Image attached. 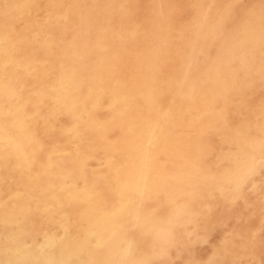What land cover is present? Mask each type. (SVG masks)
<instances>
[{
  "label": "rangeland",
  "instance_id": "1",
  "mask_svg": "<svg viewBox=\"0 0 264 264\" xmlns=\"http://www.w3.org/2000/svg\"><path fill=\"white\" fill-rule=\"evenodd\" d=\"M71 1H72V3H71ZM105 1L106 0H77V3H76V0H74V1L73 0H67V2H66V0H50V1L49 0H46V1L45 0H0V51H1L0 69H2V70H0V96H1L0 97V111H1L0 123L4 124V125L7 124L8 121L11 120V117L13 116L14 112H18L19 115H22L21 118L23 119L25 135L27 137L30 136L31 140L33 141L32 142L33 150L32 149L28 150L26 147H23L22 145L21 146L15 145L12 142L11 144L5 146L3 149L4 151H3V150H1L3 146L0 145V187H1L0 188V220L3 217V215L8 212L9 208L11 206H14V205L26 207L27 212L31 216L29 219L30 221L24 220V221L19 222L18 225H13V226H9V227L2 225L1 233H0V248L14 245L17 248H19L20 250H25L22 248L23 247L28 248L31 246L34 247L35 246L34 243L38 239L34 238L31 233H27L28 232L27 229H29L31 227V228L37 229V230H41L44 228L56 230V229H58L59 225L67 224V225H69V229L67 232H65L66 234L64 233L65 235H62L61 237H59L53 245L49 246L47 251L45 252V254L43 256H41V257L33 256L32 258L30 257V260H28V262H29L28 264H42V263L43 264H71V263H73V264H180L179 262H181V264H207V263L208 264H221V263L222 264H264V198H263L264 197V113H263L264 108L262 107V106H264V100H263L264 99V94H263L264 93V88H263L264 87V19H263L264 18V0H253V1L252 0H249V1L248 0H227V1L226 0H220V1H218V0H193V1H191V0H187V1L186 0H182V1L181 0L180 1L179 0H171V1L170 0H157V1L156 0H116V1L115 0H107L106 2ZM133 1L137 2L138 4L133 3ZM148 1H149V3H148ZM166 1H168V2L166 3ZM231 1H232V3H231ZM57 2L61 3L62 6H60L61 4H58ZM113 2L114 3L117 2L116 3L117 5L114 4ZM174 2H176V3H174ZM221 2H222V4H221ZM248 2L249 3L251 2V3L249 4ZM38 3H39V5L37 6ZM164 3H166V4H164ZM216 3L218 5H215ZM246 3H248L249 5ZM134 4H136V5H134ZM145 4H147V5H145ZM157 4H159V6ZM170 4L172 6L173 5L175 6V4H177L176 5L177 7L176 6L172 7V6H170ZM254 4H256V5L254 6ZM71 5H73V6L71 7ZM143 5H144V7H143ZM152 5H153V7H152ZM101 6H103V7H101ZM128 6H130V7H128ZM232 6L234 7V9H231V8H233ZM59 7L61 8V10H59L60 9ZM63 7L65 9L64 11H62ZM70 7H71V10L69 9ZM80 7L84 8V9H81ZM85 7H87V8H85ZM135 7L137 8V10L135 9ZM213 7L214 8L216 7V9H214ZM219 7H220V9H218ZM67 8H68L69 12H68ZM75 8H77V9H75ZM78 8H80V9H78ZM94 8L98 11V14ZM128 8H130V9H128ZM174 8L175 9L177 8L176 11ZM74 9L76 10V12L74 11ZM150 9H153L155 12L153 10H150ZM157 9H159V10H157ZM164 9H165V11H164ZM224 9H225V11H224ZM51 10H53V11H51ZM82 10H84V11L82 12ZM90 10H91V12H90ZM181 10H182V12H181ZM213 10H214V12H213ZM56 11H58V12H56ZM137 11H139L140 13L138 14ZM144 11H146L145 14H144ZM186 11H188V13H186ZM193 11H195V12H193ZM235 11H237V12H235ZM241 11L242 12L244 11L243 15H242ZM252 11H254V12H252ZM86 12H88V13H86ZM141 12H143V15H145V16H146V13L148 12L147 15L148 14L149 15L146 17H143V15L141 16ZM220 12H222V13H220ZM85 13H86V15H85ZM92 13L93 14L96 13V14L93 15ZM70 14H72L73 16L72 15L70 16ZM82 14L84 17H82ZM181 14L184 16L182 17ZM237 14L240 16V18H239V16H237ZM253 14H254V16H253ZM257 14H259L261 17H259V15H257ZM44 15H46V16H44ZM66 15H68V16H66ZM165 15H167V16L165 17ZM171 15H172V19H175V20H171ZM193 15L195 18L193 17ZM63 16H64V19L62 18ZM74 16H75V18H74ZM77 16H79V17H77ZM94 16H96V17H94ZM133 16H135V17H133ZM217 16L219 17V19ZM56 17H58V18H56ZM126 17H127V19H126ZM188 17L193 19L194 21L193 20L191 21ZM207 17H210V18H207ZM236 17H238V18H236ZM245 17H247V18H245ZM81 18H83V19H81ZM97 18H99L101 21ZM234 18H235V20H234ZM57 19H59L60 22ZM181 19H185V20H181ZM232 19L234 22L232 21ZM237 19H239L240 23ZM76 20H77V23H76ZM144 20H146V21L148 20V21L147 22L145 21L143 23ZM90 21L91 22L93 21V23H90ZM155 21L157 23H155ZM94 22H96V23L94 24ZM190 22H193L195 24L190 23ZM127 23H128V25H127ZM145 23H147V24H145ZM75 24H76V26H75ZM117 24H118V26H117ZM157 24L159 27L155 26ZM159 24H161V25H159ZM164 24H165V27H164ZM55 25H56V27H55ZM85 25L86 26L89 25L90 27L89 26L86 27ZM146 25H147V27H145ZM166 25H167V27H166ZM109 26L110 27L112 26V27L110 28ZM124 26H126L127 28ZM169 26L172 27L173 30ZM18 27H19V29H18ZM107 28L109 31L107 30ZM124 28H126V29H124ZM144 28H146V29H144ZM148 28L150 30H148ZM159 28H161V29H159ZM163 28L165 29V31ZM179 28H180V30H179ZM51 29H53V30H51ZM76 29H78V30H76ZM151 29H152V31H151ZM169 29H171V30L169 31ZM16 30H18V31L20 30L21 32L19 33ZM33 30L37 31V32H34V36L32 35ZM158 30H160V32ZM175 30H177V31H175ZM51 31H52V33H51ZM77 31L79 32V34ZM63 32H65V33H63ZM118 32L119 33L121 32V35ZM164 32H165V34H164ZM186 32H187V35H186ZM30 33H32V34H30ZM97 33H99V34H97ZM126 33H127V35H126ZM17 34H18V36H17ZM29 34L31 36L30 38H28ZM139 34L141 36H144V37L141 38V36ZM182 34H185L186 36L182 35ZM6 35H7V37H6ZM125 35H126V37H124ZM137 35L140 36V37L138 36L139 40L137 38ZM160 35H161V37H163V36L164 37L167 36V37L166 38H164V37L160 38ZM177 35H179V36H177ZM115 36L117 37V39ZM41 37H42V39H41ZM120 37H121V39H120ZM168 37H170L171 39ZM204 37H206V38H204ZM8 38H9V41L11 42L12 45L10 44V42H7ZM34 38H36V41H34L35 40ZM124 38H125V40H124ZM128 38H130V39L128 40ZM134 38H136L135 43L133 41ZM167 38L169 40L166 41L165 39H167ZM175 38L178 40H176ZM200 38H202V39H200ZM6 39H7V41H6ZM16 39H17V41H16ZM40 39H41V41H40ZM102 39H103V41H102ZM112 39H113V41H112ZM143 39H144V41H143ZM204 39H205V41H204ZM219 40H220V42H219ZM19 41H21V43ZM32 41H34V43H32ZM43 41H44V43L41 44ZM97 41H99V42H97ZM129 41H131V42L133 41V42L131 43ZM18 42L20 43L19 48H18ZM27 42L32 43V44L31 43L29 44L30 49H28V43ZM126 42L129 43V46H128V43H126ZM160 42H161V45L163 47L162 46L159 47ZM199 42L201 43V47L199 45L200 44ZM60 43L65 45V47H63L62 44H60ZM100 43H101V45H100ZM181 43H183V44L181 45ZM202 43L204 44V46L202 45ZM6 44H9V45H6ZM67 44L69 45V48H67V46H68ZM93 44H96V46ZM109 44L110 45L112 44V45L110 46ZM166 44H167V46H166ZM213 44H217L218 46L216 45V47H215ZM36 45H37V47H36ZM97 45L99 47H97ZM148 45H149V47L146 48ZM174 45H176L177 48H179V49L177 50L176 46H174ZM10 46H12L14 49ZM120 46H122V47L120 48ZM136 46H138V47H136ZM155 46L158 48H156ZM165 46H166V48H165ZM5 47H6V49H5ZM15 47H16V49H15ZM24 47L26 50L28 49L27 50L28 52H26ZM32 47H34V48H32ZM52 47H53V49H55L54 51H53ZM108 47H110V48H108ZM112 47H114V48L112 49ZM142 47H144V48H142ZM190 47H192V48H190ZM199 47H200V49H198ZM8 48H11V49H9V51H8ZM21 48H23L22 51H21ZM37 48H38V50H37ZM106 48H107V50H106ZM222 49H224V50L222 51ZM3 50H4V52H3ZM10 50H11V53H13L12 55L10 53ZM13 50H15V51H13ZM140 50H141L142 54H141ZM215 50L216 51L218 50L217 52H219V53L215 52ZM114 51H116L115 54H114ZM153 51H156V53ZM171 51H172V53H170ZM193 51H195L194 52L195 54L193 53ZM225 51L227 52L226 53L227 55L225 54ZM17 52H19L18 55H17ZM20 52L21 53L23 52V54H21ZM29 52H32V53H29ZM36 52H39V53H37L38 56H36V54H35ZM111 52H113L112 54L116 55V56L113 57ZM167 53H168V55H167ZM206 53H209V54H206ZM143 54H145V55H143ZM157 54L158 55L161 54L160 56H163V59H162V57L158 56ZM171 54H173V55H171ZM152 55H154V56H152ZM221 55L224 56L223 57V59L225 58L224 60H222ZM4 56L5 57L8 56V57H6V59H5ZM150 56H152V58H150ZM192 56H194V58ZM1 57H3V58H1ZM34 57H37L36 58L38 60L37 62H36V59ZM214 57H215V59L213 60ZM11 58H13V59H11ZM23 58H26L25 61ZM113 58H114V60H112ZM157 58H158V60H156ZM171 58H172V60H171ZM187 58H188V60H187ZM218 58H221L220 59L221 61ZM227 58L228 59L230 58V59L228 60ZM241 58H243V59L241 60ZM7 59H8V61H7ZM10 59L14 60V61H11ZM33 59H35V60H33ZM45 59H46V61H45ZM119 59L121 61H123L125 64H123V62H121ZM145 59L147 61L144 62ZM149 59H150V61H149ZM4 60L6 62H4ZM39 60H41V61H39ZM116 60H117V62H116ZM195 60H198V61H195ZM208 60L211 62V64H209L210 62ZM33 61H34V63H33ZM42 61H45V62H42ZM47 61H49V63ZM57 61L60 63H58ZM140 61L142 62V64H144L142 68H141L142 64L140 63ZM159 61H162V62H159ZM167 61H169V62H167ZM227 61H230V62H228L229 64L227 63ZM243 61L245 64L243 63ZM25 62H26V64H25ZM97 62H100L101 64L97 63ZM6 63H8V64H6ZM139 63L141 65H139ZM153 63H154V65H153ZM36 64L37 65L40 64L39 66H41V67L37 66ZM42 64L43 65L45 64L46 66L45 65L43 66ZM114 64H116V65L118 64V66H116ZM122 64H123L124 68L122 67ZM11 65H12V67H11ZM25 65H26V67H25ZM104 65H105V67H104ZM106 65H108V67H106ZM127 65H129L130 67H128ZM244 65H245V67H244ZM53 66H57V68L53 67ZM147 66H149V67H147ZM151 66H153V67H151ZM210 66H213V67H210ZM5 67H6V69H5ZM27 67H29V68H27ZM31 67L32 68L34 67V69L32 70ZM114 67L116 69H114ZM121 67L123 69H121ZM144 67H146V68H144ZM167 67H168V69H167ZM185 67L187 68V70L184 69ZM208 67H210V68H208ZM233 67L234 68L237 67V68L234 69ZM3 68L5 69L6 72H9V73H6ZM23 68L26 71H24ZM40 68H41V70L42 69H44V70L40 71ZM140 68H141V71L143 70L142 72L140 71ZM151 68H152L153 72H152ZM207 68H208L209 72H207ZM214 68H216V69H214ZM18 69H19V71H18ZM136 69H138L139 71ZM154 69H155V71H154ZM14 70H15V74H14ZM113 70H114V72H113ZM144 70L146 72H144ZM160 70H162V71H160ZM169 70H170V72H169ZM35 71H37V73ZM176 71H177V73H176ZM224 71L225 72L228 71V73H224ZM28 72L31 74L29 75ZM38 72H39V74H38ZM103 72L105 74H103ZM109 72H110V74H109ZM134 72H135V74H134ZM23 73H25V74H23ZM136 73H137V75H136ZM122 74L125 77H122L123 76ZM216 74L218 76H216ZM19 75H20V77H18ZM103 75L106 76V78ZM110 75H111V77H110ZM117 75H119L120 77ZM225 75H226V77H224ZM244 75H245V77H244ZM262 75H263V77H262ZM1 76H3V77H1ZM13 76H15V77H13ZM91 76H93V77H91ZM100 76L104 79H102ZM114 76H116L118 78H116ZM214 76H216V77H214ZM8 77H10V78H8ZM26 77H28L29 79H26ZM30 77L32 78V82L30 80L31 79ZM99 77L102 80L99 79ZM144 77H146V79ZM189 77H190V79H189ZM41 78H42V80H41ZM213 78H214V80H213ZM5 79H7V80H5ZM14 79H16V80H14ZM72 79H74V80H72ZM11 80H12V83H11ZM20 80H21V84H20ZM60 80L61 81L63 80V81L61 82ZM65 80L69 84H67ZM153 80H155V81H153ZM162 80H164L165 82ZM8 81H9V83H8ZM74 81H76L75 84H74ZM122 81L124 82L125 85L122 83ZM125 81L126 82L128 81V83H126ZM241 81L246 82L245 83L246 85H244V83ZM261 81H263V82H261ZM49 82H50V84H48ZM97 82L99 84H97ZM109 82L111 85L109 84ZM221 82H223V84ZM226 82L228 83V85ZM15 83L16 84L18 83L17 84L18 86ZM30 83L31 84L35 83V84L31 85L32 88L30 87ZM70 83H71V85H70ZM150 83H151L152 87H151ZM213 83H214V86H213ZM224 83H226V84H224ZM233 83H235V84H233ZM51 84H53V85H51ZM105 84H107V85H105ZM190 84H191V86H190L191 88L189 87ZM229 84H230V86H229ZM254 84H255V86H254ZM42 85H44V86H42ZM45 85H47V86L45 87ZM49 85H51V86L49 87ZM68 85H70V86H68ZM101 85H103L105 87L102 86V88H101ZM128 85H129V87H128ZM131 85L133 87H131ZM192 85L196 89H193ZM209 85H211V86H209ZM33 86H35V88L38 90L33 88ZM52 86L55 88V90ZM123 86H124V88H123ZM17 87L20 91L17 89ZM20 87L22 88V90ZM25 87H27V88H25ZM28 87L31 89H29ZM69 87H73V89L69 88ZM96 87H98V88H96ZM180 87H181V89H180ZM6 88H8L7 91H6ZM75 88H77L78 91H76L77 89H75ZM150 88H154L155 90L150 89ZM185 88H187V89H185ZM26 89H28V90H26ZM94 89H95V91H94ZM103 89H107L108 91L103 90ZM125 89H126V91H125ZM222 89H223V92H222ZM3 91H5L6 93ZM10 91H13L12 92L13 94L12 93L10 94ZM32 91H33V93H32ZM82 91H83V94H82ZM103 91L105 92V94ZM136 91H137V93H136ZM261 91H262V93H260ZM38 92L42 93L43 95L39 94ZM66 92H68L69 95L68 94L66 95ZM124 92L125 93L127 92V93H126V95L124 94L125 96H122L123 95L122 93H124ZM166 92H167V94H165ZM44 93L46 94V96ZM114 93H116L117 96ZM142 93H143V95H142ZM233 93L235 94V96ZM244 93L246 96L244 95ZM33 94H34V96H33ZM36 94L38 97L35 96ZM97 94L99 95L98 96L99 100L97 98ZM106 94H107V97L105 96ZM144 94H146V95H144ZM179 94L181 95V97H179L180 96ZM10 95H11V97H9ZM31 95L35 98H32ZM62 95H63V99H61ZM80 95H82V97ZM100 95H102V96H100ZM88 96H90V97H88ZM142 96H143V98H142ZM243 96H244V98H243ZM52 97H53V99H51ZM64 97H66V98H64ZM84 97L88 101H85ZM92 97H93V99H92ZM120 97H123V99H121ZM14 98L17 100L15 101ZM27 98H29L30 101L27 100ZM43 98L46 101H44ZM82 98H84L83 99L84 101L82 100ZM94 98H96L97 100L95 99V101H94ZM193 98H194V100H193ZM72 99H74V100H72ZM101 99H103V100H101ZM66 100H68V101H66ZM122 100H125V101H122ZM23 101H25L26 103ZM31 101H32V103H31ZM37 101L39 102L38 104H37ZM72 101H75V102H72ZM97 101L100 102V105L98 104L99 102H97ZM7 102H9V103H7ZM34 102H36V103L34 104ZM64 102L66 103L65 105H64ZM69 102H70V104H69ZM83 102L85 103V105ZM146 102H148V103H146ZM172 102H174V103H172ZM254 102L256 104H254ZM101 103H102V105H101ZM191 103H193V104L190 105ZM199 103H201V104H199ZM229 103H231V105ZM245 103H246V105H245ZM15 104H17L18 106H16ZM24 104L27 108L24 106ZM51 104H53V106ZM73 104H74V106H73ZM217 104H218V106H217ZM20 105L23 107H21ZM37 105H38V107L40 105V107L38 108ZM80 105H82V106H80ZM117 105H119V106H117ZM122 105H124L123 108H122ZM88 106H89V108H88ZM100 106L105 111H103L100 108ZM71 107L73 108L72 110H71ZM246 107H247V110H246ZM256 107H257V109H256ZM56 108L59 111L58 114L57 113L54 114V112H57V110L52 112V110H54ZM155 108H156V110H155ZM33 109H35V110H33ZM89 109H90V111H89ZM124 109H126V110H124ZM145 109L147 112L145 111ZM4 110H5V112H4ZM188 110H189V112H188ZM194 110L196 111V113H194ZM36 111L37 112L39 111V112L37 113ZM116 111H118V112H116ZM45 112L47 115L45 114ZM93 112L94 113L96 112V113L93 114ZM101 112H103V114ZM223 112L225 114H223ZM36 113H37V115H35ZM52 113H53V116H52ZM88 113L89 114L91 113L90 116H88L89 115ZM106 113H108V114L106 115ZM128 113H129V115H128ZM154 114H156V115H154ZM170 114H171V116L174 114L173 115L174 118L171 117ZM259 114H260V116H259ZM31 115L32 116L34 115L33 116L34 118ZM96 115H98V116H96ZM249 115L251 118L249 117ZM51 116H52V118H51ZM114 116H115V118H114ZM240 116L242 118H240ZM55 117L58 118L56 120L57 123L55 121V119H56ZM143 117L146 118V121H144L145 119ZM5 118H7V119H5ZM74 118L76 119V121ZM79 118L81 119L80 122H78ZM87 118L89 121L88 123H86ZM109 119H111L112 121ZM118 119H119V121H117ZM182 119H184V120H182ZM202 119H203V122H202ZM42 121L45 123H43ZM68 121H70V122H68ZM24 122H27V123H24ZM84 122H85V124H84ZM210 122H212V123H210ZM223 122H224V124H223ZM35 123H36V125H34ZM130 123H132V125ZM33 125H34V127H33ZM184 125H185V127H184ZM67 126L69 129L67 128ZM259 126H261V127L259 128ZM130 127H132V128H130ZM171 127H173V128H171ZM176 128H177V130H176ZM105 129H107V131ZM116 130H117L118 134H117ZM127 130H128V132H127ZM130 130H131V132H130ZM155 131H156V133H155ZM197 131H198V133H197ZM75 132H77L78 134L77 133L75 134ZM99 132H100V134H99ZM162 132H164V133H162ZM208 132H210V133H208ZM219 132H220V134H219ZM39 133L41 134V136ZM80 133H81V135H80ZM83 134H84V136H83ZM108 134H109V136H108ZM176 134H178V135H176ZM119 135H121L122 137ZM250 136L252 139L250 138ZM82 138H84V139H82ZM189 138H191L192 140ZM69 139H70V141H69ZM87 139H90V140H87ZM34 140L37 142H35ZM185 140H187V141H185ZM52 141H54V142H52ZM84 143L91 144V145L88 146L87 144H84ZM174 143H176L177 145H174ZM35 144H37V145H35ZM50 144H53V146L51 147ZM154 144H155V147L153 146ZM56 145H57V147H56ZM106 145L109 147H107ZM96 147H97V149H96ZM9 148H11V149H9ZM24 148H26V149L24 150ZM61 148H64V149H61ZM17 149H20V151ZM78 149H80V151ZM81 149H82V152L85 150L84 156H86V157L83 156V158H82L83 153L81 152ZM162 149H163V151H162ZM200 149H201V151H200ZM228 149H230V150H228ZM26 150L30 151V152H27ZM189 150H191V151H189ZM68 151H69V153H68ZM88 151H89V153H88ZM38 152H40V153H38ZM79 153H80V155H79ZM57 154H58V157L56 156ZM28 155L30 156V159L28 158L29 157ZM110 155H112V156H110ZM33 156H35V158ZM74 156H75V158H74ZM79 156L81 157V159ZM215 156H217V157L215 158ZM205 157H207V158H205ZM86 158H87V160H86ZM147 158H148V160H147ZM51 159H52V163L50 164V166L44 167L45 166L44 164L48 163ZM220 159H223V160H220ZM59 160H60V162H59ZM77 161H78V163H77ZM41 162H43V163H41ZM56 162H59V163H56ZM73 162H74V164H72ZM96 162H97V164H96ZM190 162H191V165H190ZM194 162L196 164H194ZM205 162H206V164H205ZM62 163H64V164H62ZM214 163H216V165ZM15 164H16V166H15ZM94 164H95V166H94ZM20 165H22V166H20ZM88 165L90 166V169H89ZM176 165H178V166H176ZM58 166H60V167H58ZM73 166H75L76 168ZM70 167H71V170H73V171L70 170ZM74 168H75V171H74ZM102 168H104V169H102ZM177 168L180 170H178ZM93 169H95V170H93ZM214 171H215V173H214ZM57 172H59V173H57ZM68 172L69 173L75 172V173L79 174L80 176H82L85 179L86 183L82 182L78 179L77 180L78 182L76 181L75 183L70 184L69 182L66 181V178H65V176L67 174H69ZM172 173H174V174H172ZM182 174H183V176L181 177ZM103 175H104V177H103ZM111 175H112V177H111ZM154 175H156L157 177ZM198 175H200V176H198ZM216 175H218V176H216ZM58 176H60L61 178ZM160 176H162V177H160ZM202 176H204V177H202ZM2 177H3V179H2ZM105 178L106 179L109 178V179L106 180ZM117 178H119V179H117ZM177 179H179V180H177ZM42 180H43V182H41ZM62 180L63 181L65 180V181L63 182ZM57 181L62 182V183H69V184H67L68 188H72V189H80V188L83 189L84 188L83 183L89 184L88 182H90V183H93L94 185H96V187H98V188L100 187L99 188V189H101L100 194L102 196L99 194L100 197H97L96 199H94V202L92 201L93 203L92 202L88 203V202L81 201V200H75L74 201V199L72 200V198L69 196V193H66V191H67L66 189H62V190L57 189V186H55L58 184ZM206 181H207V183H205ZM51 182H52V184H51ZM39 183H40V185H39ZM54 183H56V184H54ZM160 184H161V186H160ZM45 185H50V186L48 187ZM82 186H83V188H82ZM116 187H118V188H116ZM112 189H114V190L116 189L119 192V195H120V203L119 204H120V206L117 207V209H116V211H114V213H112L111 215L108 216V220H106V222L103 224L105 227V230H106L105 231L106 236L110 235L111 238H108V237L103 238V239H101L102 241L100 240V241H98V243H95L92 239H89L85 236V231L88 230L90 227H92V224H93L92 220L88 219L87 213H90L91 216L93 214V217H94L97 215L96 213L98 212L97 208H95L94 206H90L89 204H93V205L95 204V206L98 205L97 207H99V205H105V208L107 205H108L107 208L113 206V203H114L113 198L114 197L110 194L111 193L110 191ZM60 191L62 192V194ZM65 194H67V195H65ZM43 195H44V197H43ZM132 196H134V197H132ZM182 196H184V197H182ZM68 197L71 199H69ZM261 197H262V199H261ZM66 198H68V199H66ZM199 198L202 199V201ZM66 200H68V201H66ZM188 201H190V202H188ZM69 202L72 203V205ZM163 202H164V204H163ZM77 203H78V205H77ZM124 205H126V206H124ZM56 206L58 207V209ZM214 206H216V207H214ZM64 207H65V210H64ZM185 207H187L188 210ZM190 210H192V211H190ZM49 211L50 212L53 211V212H51L52 214H50ZM169 212H171V213H169ZM53 213H55V214H53ZM116 213H118V214L116 215ZM168 213L170 216L168 215ZM46 214L51 215L50 219H47V217L44 216ZM66 214L69 217H67ZM79 214H82V215H79ZM157 214H159V215H157ZM56 215H57V217H56ZM58 218H59V221H57ZM114 219L117 221H115ZM173 220L175 223L173 222ZM154 221H156V223ZM49 222H50V224H49ZM77 222H78V224H77ZM164 222H166L167 224ZM198 224H199V226H198ZM72 228H73V230H72ZM129 228H130V231H129ZM181 229H182V231H181ZM243 229H244V231H243ZM197 230H199V231H197ZM131 232H132V234H131ZM140 232H142V233H140ZM192 234H193V236H192ZM207 234H209V235L207 236ZM235 234H236V236H235ZM257 235H259V236H257ZM152 236H155V237L153 238ZM155 238L157 241L155 240ZM258 238H260V239H258ZM62 239H65V240H62ZM58 242H59V244H58ZM137 242H138V244H137ZM112 243H113V245H112ZM159 243L162 245H160ZM239 243H241V244H239ZM19 244L21 245V247H19L20 246ZM149 244H151V245H149ZM152 247H154V248L152 249ZM247 248L248 249L252 248V249L248 250ZM95 249H96V251H95ZM59 250H60V252H59ZM143 251H145V252H143ZM236 251H237V253H236ZM185 252L187 253L186 255H185ZM245 253L247 255H245ZM114 254H117V255L115 256ZM60 257H61V259H60ZM130 257L132 259H130ZM163 257H165V258H163ZM206 257H207V259H206ZM6 258H8V257H6ZM53 259H55V260H53ZM71 259H73L74 261ZM59 260H62L63 262L62 261L59 262ZM93 260H95V261H93ZM215 260H216V262H215ZM96 261H97V263H96ZM20 264H27V262L25 261L24 263H20Z\"/></svg>",
  "mask_w": 264,
  "mask_h": 264
},
{
  "label": "bare ground",
  "instance_id": "2",
  "mask_svg": "<svg viewBox=\"0 0 264 264\" xmlns=\"http://www.w3.org/2000/svg\"><path fill=\"white\" fill-rule=\"evenodd\" d=\"M46 1V0H45ZM50 1V0H49ZM74 1V0H73ZM107 1V0H106ZM105 1V2H106ZM116 1V0H115ZM157 1V0H156ZM171 1V0H170ZM180 1V0H179ZM182 1V0H181ZM187 1V0H186ZM191 1H193V0H191ZM218 1H220V0H218ZM227 1V0H226ZM249 1V0H248ZM253 1V0H252ZM52 2V1H51ZM62 2V1H61ZM66 2H67V0H66ZM90 2V1H89ZM96 2V1H95ZM119 2V1H118ZM131 2V1H130ZM165 2V1H164ZM168 1H166V3H167ZM216 2V1H215ZM225 2V1H224ZM234 2V1H233ZM41 3V2H40ZM58 3V2H57ZM56 3V4H57ZM69 3V2H68ZM71 3H72V1H71ZM76 3H77V0H76ZM86 3V2H85ZM99 3V2H98ZM111 3V2H110ZM114 3V2H113ZM117 3V2H116ZM116 3H114V4H116ZM133 3H137V2H134L133 1ZM148 3H149V1H148ZM166 3H164V4H166ZM174 3H176V2H174ZM188 3V2H187ZM226 3V2H225ZM231 3H232V1H231ZM249 3V2H248ZM248 3H246V4H248ZM251 3V2H250ZM249 3V4H250ZM258 3V2H257ZM262 3V2H261ZM50 4V3H49ZM54 4V3H53ZM58 4H61V3H58ZM66 4V3H65ZM82 4V3H81ZM138 4V3H137ZM190 4V3H189ZM221 4H222V2H221ZM224 4V3H223ZM236 4V3H235ZM242 4V3H241ZM248 4V5H249ZM253 4V3H252ZM39 5V3L37 4V6ZM43 5V4H42ZM45 5V4H44ZM110 5V4H109ZM117 5V4H116ZM134 5H136V4H134ZM145 5H147V4H145ZM151 5V4H150ZM158 6H159V4H157ZM168 5V4H167ZM177 4H175V6H176ZM193 5V4H192ZM215 5H218L217 3L215 4ZM228 5V4H227ZM256 4H254V6H255ZM35 6V5H34ZM55 6V5H54ZM60 6H62V4L60 5ZM70 6V5H69ZM73 5H71V7H72ZM78 6V5H77ZM84 6V5H83ZM82 6V7H83ZM98 6V5H97ZM124 6V5H123ZM157 6V7H158ZM162 6V5H161ZM170 6H172L171 4H170ZM174 5L172 6V7H175ZM182 6V5H181ZM220 6V5H219ZM225 6V5H224ZM242 6V5H241ZM2 7V6H1ZM43 7V6H42ZM47 7V6H46ZM51 7V6H50ZM71 7L69 8L70 10H71ZM101 7H103V6H101ZM128 7H130V6H128ZM143 7H144V5H143ZM150 7V6H149ZM152 7H153V5H152ZM177 7V6H176ZM233 7V6H232ZM236 7V6H235ZM40 8V7H39ZM45 8V7H44ZM58 8V7H57ZM60 8V7H59ZM81 8V7H80ZM80 8H78V9H80ZM85 8H87V7H85ZM140 8V7H139ZM138 8V9H139ZM147 8V7H146ZM156 8V7H155ZM154 8V9H155ZM167 8V7H166ZM214 8V7H213ZM240 8V7H239ZM238 8V9H239ZM255 8V7H254ZM56 9V8H55ZM54 9V10H55ZM63 10L62 11H64L65 9H64V7L62 8ZM75 9H77V8H75ZM74 9V11L76 12V10ZM81 9H84V8H81ZM90 9V8H89ZM95 9V8H94ZM99 9V8H98ZM117 9V8H116ZM128 9H130V8H128ZM135 9L137 10V8L135 7ZM144 9V8H143ZM175 9V8H174ZM177 9V8H176ZM176 9H175V11H176ZM192 9V8H191ZM214 9H216V7L214 8ZM218 9H220V7L218 8ZM230 9V8H229ZM231 9H234V7L233 8H231ZM253 9V8H252ZM42 10V9H41ZM59 10H61V8L59 9ZM67 10H68V8H67ZM92 10V9H91ZM91 10H90V12H91ZM96 10V9H95ZM94 10V11H95ZM109 10V9H108ZM118 10V9H117ZM134 10V9H133ZM146 10V9H145ZM149 10V9H148ZM150 10H153V9H150ZM157 10H159V9H157ZM256 10V9H255ZM258 10V9H257ZM51 11H53V10H51ZM80 11V10H79ZM84 10H82V12H83ZM86 11V10H85ZM93 11V10H92ZM97 11V10H96ZM103 11V10H102ZM110 11V10H109ZM112 11V10H111ZM119 11V10H118ZM154 11V10H153ZM164 11H165V9H164ZM192 11V10H191ZM216 11V10H215ZM218 11V10H217ZM224 11H225V9H224ZM229 11V10H228ZM232 11V10H231ZM234 11V10H233ZM238 11V10H237ZM237 11H235V12H237ZM44 12V11H43ZM56 12H58V11H56ZM60 12V11H59ZM68 12H69V10H68ZM72 12V11H71ZM128 12V11H127ZM136 12V11H135ZM138 12V14L140 13L139 11H137ZM145 12L146 11H144V14H145ZM155 12V11H154ZM157 12V11H156ZM160 12V11H159ZM181 12H182V10H181ZM193 12H195V11H193ZM213 12H214V10H213ZM242 12V11H241ZM244 12V11H243ZM243 12H242V15H243ZM252 12H254V11H252ZM49 13V12H48ZM86 13H88V12H86ZM86 13H85V15H86ZM110 13V12H109ZM113 13V12H112ZM148 13V12H147ZM147 13H146V16H148L147 15ZM164 13V12H163ZM169 13V12H168ZM178 13V12H177ZM186 13H188V11H186ZM220 13H222V12H220ZM231 13V12H230ZM19 14V13H18ZM43 14V13H42ZM57 14V13H56ZM63 14V13H62ZM80 14V13H79ZM93 14V13H92ZM96 14V13H95ZM95 14H93V15H95ZM97 14H98V11H97ZM106 14V13H105ZM114 14V13H113ZM155 14V13H154ZM170 14V13H169ZM191 14V13H190ZM195 14V13H194ZM210 14V13H209ZM228 14V13H227ZM239 14V13H238ZM237 14V16H239ZM247 14V13H246ZM72 14H70V16H71ZM90 15V14H89ZM110 15V14H109ZM131 15V14H130ZM143 15V12H141V16ZM153 15V14H152ZM174 15V14H173ZM182 15V14H181ZM225 15V14H224ZM250 15V14H249ZM257 15H259V14H257ZM19 16V15H18ZM24 16V15H23ZM44 16H46V15H44ZM49 16V15H48ZM58 16V15H57ZM65 16V15H64ZM64 16L62 17L63 19H64ZM66 16H68V15H66ZM73 16V15H72ZM97 16V15H96ZM96 16H94V17H96ZM111 16V15H110ZM128 16V15H127ZM140 16V17H141ZM145 15H143V17H146ZM155 16V15H154ZM167 15H165V17H166ZM175 16V15H174ZM184 15H182V17H183ZM190 16V15H189ZM210 16V15H209ZM219 16V15H218ZM217 16V17H218ZM226 16V15H225ZM234 16V15H233ZM251 16V15H250ZM253 16H254V14H253ZM29 17V16H28ZM77 17H79V16H77ZM76 17V18H77ZM82 17H84L83 16V14H82ZM93 17V18H94ZM109 17V16H108ZM113 17V16H112ZM133 17H135V16H133ZM152 17V16H151ZM193 17H194V15H193ZM206 17V16H205ZM235 17V16H234ZM257 17V16H256ZM259 17H261L260 15H259ZM56 18H58V17H56ZM61 18V19H62ZM68 18V17H67ZM74 18H75V16H74ZM106 18V17H105ZM116 18V17H115ZM119 18V17H118ZM130 18V17H129ZM148 18V17H147ZM181 18V17H180ZM179 18V19H180ZM189 18V17H188ZM195 18V17H194ZM207 18H210V17H207ZM236 18H238V17H236ZM239 18H240V16H239ZM245 18H247V17H245ZM32 19V18H31ZM78 19V18H77ZM81 19H83V18H81ZM97 19H99V18H97ZM111 19V18H110ZM122 19V18H121ZM126 19H127V17H126ZM144 19V18H143ZM146 19V18H145ZM150 19V18H149ZM191 21L193 20V19H191V18H189ZM218 19H219V17H218ZM264 19V18H263ZM262 19V20H263ZM51 20V19H50ZM58 21H59V19H57ZM95 20V19H94ZM100 20V19H99ZM108 20V19H107ZM123 20V19H122ZM125 20V19H124ZM132 20V19H131ZM130 20V21H131ZM141 20V19H140ZM169 20V19H168ZM171 20H175V19H172V15H171ZM181 20H185V19H181ZM209 20V19H208ZM216 20V19H215ZM234 20H235V18H234ZM238 21H239V19H237ZM54 21V20H53ZM52 21V22H53ZM57 21V22H58ZM63 21V20H62ZM101 21V20H100ZM114 21V20H113ZM146 20H144L143 21V23L145 22ZM148 21V20H147ZM146 21V22H147ZM162 21V20H161ZM166 21V20H165ZM194 21V20H193ZM205 21V20H204ZM210 21V20H209ZM232 21H233V19H232ZM50 22V21H49ZM56 22V23H57ZM60 22V21H59ZM65 22V21H64ZM89 22V21H88ZM87 22V23H88ZM99 22V21H98ZM112 22V21H111ZM118 22V21H117ZM125 22V21H124ZM135 22V21H134ZM182 22V21H181ZM213 22V21H212ZM234 22V21H233ZM244 22V21H243ZM41 23V22H40ZM76 23H77V20H76ZM86 23V22H85ZM90 23H93V21L91 22L90 21ZM96 22H94V24H95ZM101 23V22H100ZM105 23V22H104ZM115 23V22H114ZM149 23V22H148ZM155 23H157L156 21H155ZM159 23V22H158ZM162 23V22H161ZM164 23V22H163ZM167 23V22H166ZM170 23V22H169ZM178 23V22H177ZM190 23H193V22H190ZM238 23V22H237ZM239 23H240V21H239ZM242 23V22H241ZM245 23V22H244ZM50 24V23H49ZM79 24V23H78ZM119 24V23H118ZM118 24H117V26H118ZM132 24V23H131ZM145 24H147V23H145ZM182 24V23H181ZM193 24H195V23H193ZM198 24V23H197ZM210 24V23H209ZM236 24V23H235ZM46 25V24H45ZM57 25V24H56ZM56 25H55V27H56ZM62 25V24H61ZM69 25V24H68ZM74 25V24H73ZM92 25V24H91ZM109 25V24H108ZM113 25V24H112ZM126 25V24H125ZM127 25H128V23H127ZM133 25V24H132ZM159 25H161V24H159ZM168 25V24H167ZM167 25H166V27H167ZM180 25V24H179ZM188 25V24H187ZM242 25V24H241ZM75 26H76V24H75ZM83 26V25H82ZM86 26V25H85ZM87 26H89V25H87ZM86 26V27H87ZM130 26V25H129ZM134 26V25H133ZM137 26V25H136ZM150 26V25H149ZM148 26V27H149ZM155 26H157V27H159L158 26V24L157 25H155ZM193 26V25H192ZM196 26V25H195ZM90 27V26H89ZM88 27V28H89ZM110 27V26H109ZM112 27V26H111ZM110 27V28H111ZM122 27V26H121ZM124 27H126V26H124ZM145 27H147V25L145 26ZM164 27H165V24H164ZM170 27V26H169ZM179 27V26H178ZM187 27V26H186ZM50 28V27H49ZM73 28V27H72ZM75 28V27H74ZM79 28V27H78ZM127 28V27H126ZM126 28H124V29H126ZM152 28V27H151ZM171 29H172V27H170ZM181 28V27H180ZM180 28H179V30H180ZM185 28V27H184ZM183 28V29H184ZM188 28V27H187ZM186 28V29H187ZM18 29H19V27H18ZM36 29V28H35ZM83 29V28H82ZM114 29V28H113ZM116 29V28H115ZM129 29V28H128ZM134 29V28H133ZM138 29V28H137ZM144 29H146V28H144ZM159 29H161V28H159ZM164 29V28H163ZM162 29V30H163ZM171 29H169V31L171 30ZM210 29V28H209ZM47 30V29H46ZM51 30H53V29H51ZM76 30H78V29H76ZM93 30V29H92ZM95 30V29H94ZM98 30V29H97ZM107 30H108V28H107ZM112 30V29H111ZM110 30V31H111ZM132 30V29H131ZM130 30V31H131ZM136 30V29H135ZM139 30V29H138ZM142 30V29H141ZM148 30H150L149 28H148ZM173 30V29H172ZM212 30V29H211ZM17 32H21L20 30L18 31V30H16ZM29 31V30H28ZM75 31V30H74ZM109 31V30H108ZM151 31H152V29H151ZM155 31V30H154ZM159 32H160V30H158ZM164 31H165V29H164ZM175 31H177V30H175ZM191 31V30H190ZM26 32V31H25ZM34 32H37V31H34L33 30V34L32 33H30V34H32L33 36H34ZM46 32V31H45ZM44 32V33H45ZM50 32V31H49ZM73 32V31H72ZM78 32V31H77ZM94 32V31H93ZM92 32V33H93ZM116 32V31H115ZM122 32V31H121ZM121 32L119 33L120 35H121ZM140 32V31H139ZM174 32V31H173ZM188 32V31H187ZM187 32H186V35H187ZM27 33V32H26ZM25 33V34H26ZM51 33H52V31H51ZM63 33H65V32H63ZM81 33V32H80ZM112 33V32H111ZM110 33V34H111ZM171 33V32H170ZM177 33V32H176ZM190 33V32H189ZM208 33V32H207ZM23 34V33H22ZM24 34V35H25ZM30 34L28 35L29 37L28 38H30L31 36H30ZM58 34V33H57ZM78 34H79V32H78ZM97 34H99V33H97ZM125 34V33H124ZM133 34V33H132ZM141 34V33H140ZM139 34V35H140ZM162 34V33H161ZM164 34H165V32H164ZM178 34V33H177ZM21 35V34H20ZM64 35V34H63ZM115 35V34H114ZM126 35H127V33H126ZM126 35L124 36V37H126ZM139 35H137V38H138V40H139V37L141 36H139ZM163 35V34H162ZM170 35V34H169ZM182 35H185V34H182ZM185 35V36H186ZM204 35V34H203ZM210 35V34H209ZM17 36H18V34H17ZM36 36V35H35ZM39 36V35H38ZM41 36V35H40ZM43 36V35H42ZM111 36V35H110ZM117 36V35H116ZM115 36V37H116ZM131 36V35H130ZM139 36V37H138ZM156 36V35H155ZM177 36H179V35H177ZM6 37H7V35H6ZM45 37V36H44ZM52 37V36H51ZM112 37V36H111ZM142 37H144V36H141V38ZM164 37V36H163ZM163 37H161V35H160V38H163ZM167 37V36H166ZM166 37H164V38H166ZM210 37V36H209ZM212 37V36H211ZM5 38V37H4ZM27 38V37H26ZM27 38V39H28ZM46 38V37H45ZM44 38V39H45ZM49 38V37H48ZM108 38V37H107ZM168 38H170V37H168ZM165 39L166 41L167 40H169V39ZM173 38V37H172ZM177 38V37H176ZM175 38V39H176ZM188 38V37H187ZM204 38H206V37H204ZM21 39V38H20ZM35 40L34 41H36V38H34ZM38 39V38H37ZM41 39H42V37H41ZM41 39H40V41H41ZM116 39H117V37H116ZM119 39V38H118ZM120 39H121V37H120ZM130 38H128V40H129ZM171 39V38H170ZM200 39H202V38H200ZM215 39V38H214ZM26 40V39H25ZM46 40V39H45ZM60 40V39H59ZM124 40H125V38H124ZM135 40H136V38H134L133 39V41H134V43H135ZM156 40V39H155ZM163 40V39H162ZM164 40V41H165ZM176 40H178V39H176ZM216 40V39H215ZM6 41H7V39H6ZM16 41H17V39H16ZM24 41V40H23ZM34 41H32V43H34ZM38 41V40H37ZM102 41H103V39H102ZM112 41H113V39H112ZM120 41V40H119ZM122 41V40H121ZM132 41V42H133ZM142 41V40H141ZM143 41H144V39H143ZM171 41V40H170ZM182 41V40H181ZM180 41V42H181ZM189 41V40H188ZM191 41V40H190ZM204 41H205V39H204ZM214 41V40H213ZM218 41V40H217ZM3 42V41H2ZM7 42H10L9 41V38H8V41ZM20 43H21V41H19ZM18 42V48H19V45H20V43ZM39 42V41H38ZM48 42V41H47ZM51 42V41H50ZM66 42V41H65ZM97 42H99V41H97ZM101 42V41H100ZM125 42V41H124ZM129 42H131V41H129ZM131 42V43H132ZM140 42V41H139ZM163 42V41H162ZM179 42V41H178ZM219 42H220V40H219ZM25 43V42H24ZM28 43V42H27ZM31 43V42H30ZM30 43H28V49H30L29 48V44ZM31 43V44H32ZM44 43V41L41 43V44H43ZM94 43V42H93ZM112 43V42H111ZM126 43H128V42H126ZM137 43V42H136ZM142 43V42H141ZM156 43V42H155ZM166 43V42H165ZM168 43V42H167ZM185 43V42H184ZM189 43V42H188ZM200 43V42H199ZM198 43V44H199ZM10 44H11V42H10ZM48 44V43H47ZM51 44V43H50ZM58 44V43H57ZM60 44H62V43H60ZM114 44V43H113ZM120 44V43H119ZM118 44V45H119ZM122 44V43H121ZM183 43H181V45H182ZM190 44V43H189ZM6 45H9V44H6ZM12 45V44H11ZM40 45V44H39ZM52 45V44H51ZM54 45V44H53ZM56 45V44H55ZM68 45V44H67ZM93 45H95L96 46V44H93ZM100 45H101V43H100ZM110 45V44H109ZM112 45V44H111ZM110 45V46H111ZM136 45V44H135ZM138 45V44H137ZM186 45V44H185ZM200 45V47H201V43L199 44ZM202 45L204 46V44L202 43ZM215 47H216V45L217 44H213ZM263 45V44H262ZM23 46V45H22ZM26 46V45H25ZM58 46V45H57ZM62 46L63 47H65V45H63L62 44ZM128 46H129V43H128ZM160 46H162L161 45V42H160V44H159V47ZM166 46H167V44H166ZM166 46H165V48H166ZM174 46H176V45H174ZM212 46V45H211ZM218 46V45H217ZM8 47V46H7ZM10 47H12V46H10ZM21 47V46H20ZM36 47H37V45H36ZM35 47V48H36ZM56 47V46H55ZM62 47V48H63ZM97 47H99L98 45H97ZM122 46H120V48H121ZM124 47V46H123ZM136 47H138V46H136ZM145 47V46H144ZM144 47H142V48H144ZM149 47V45L146 47V48H148ZM153 47V46H152ZM156 47V46H155ZM163 47V46H162ZM170 47V46H169ZM200 47L198 48V49H200ZM224 47V46H223ZM236 47V46H235ZM13 48V47H12ZM32 48H34V47H32ZM40 48V47H39ZM58 48V47H57ZM67 48H69V45L67 46ZM66 48V49H67ZM108 48H110V47H108ZM114 47H112V49H113ZM119 48V49H120ZM127 48V47H126ZM154 48V47H153ZM156 48H158V47H156ZM175 48V47H174ZM176 48H177V46H176ZM175 48V49H176ZM190 48H192V47H190ZM205 48V47H204ZM2 49V48H1ZM5 49H6V47H5ZM4 49V50H5ZM9 49H11V48H8V51H9ZM14 49V48H13ZM15 49H16V47H15ZM22 49L23 48H21V51H22ZM24 49H25V47H24ZM27 49V50H28ZM52 49H53V47H52ZM59 49V48H58ZM57 49V50H58ZM96 49V48H95ZM139 49V48H138ZM168 49V48H167ZM179 48H177V50H178ZM4 50H3V52H4ZM26 50V49H25ZM26 50V52H28ZM32 50V49H31ZM35 50V49H34ZM37 50H38V48H37ZM40 50V49H39ZM44 50V49H43ZM51 50V49H50ZM55 49H53V51H54ZM60 50V49H59ZM58 50V51H59ZM65 50V49H64ZM98 50V49H97ZM106 50H107V48H106ZM118 50V49H117ZM122 50V49H121ZM152 50V49H151ZM150 50V51H151ZM190 50V49H189ZM193 50V49H192ZM224 49H222V51H223ZM237 50V49H236ZM249 50V49H248ZM13 51H15V50H13ZM19 51V50H18ZM68 51V50H67ZM111 51V50H110ZM128 51V50H127ZM145 51V50H144ZM149 51V52H150ZM191 51V50H190ZM218 51V50H217ZM216 50H215V52H217ZM232 51V50H231ZM25 52V53H26ZM35 52V51H34ZM115 52L116 51H114V54H115ZM140 52H141V50H140ZM148 52V53H149ZM153 52H155L156 53V51H153ZM195 51H193V53H194ZM239 52V51H238ZM8 53V52H7ZM10 53H11V50H10ZM18 53L19 52H17V55H18ZM21 53V52H20ZM29 53H32V52H29ZM37 53H39V52H36L35 54H36V56H38L37 55ZM48 53V52H47ZM46 53V54H47ZM52 53V52H51ZM54 53V52H53ZM110 53V52H109ZM113 52H111V54H112ZM128 53V52H127ZM130 53V52H129ZM152 53V52H151ZM166 53V52H165ZM170 53H172V51L170 52ZM188 53V52H187ZM192 53V52H191ZM192 53V54H193ZM202 53V52H201ZM217 53H219V52H217ZM221 53V52H220ZM227 52L225 51V54H226ZM232 53V52H231ZM254 53V52H253ZM0 54H1V51H0ZM13 53H11V55H12ZM21 54H23V52L21 53ZM125 54V53H124ZM141 54H142V52H141ZM174 54V53H173ZM173 54H171V55H173ZM185 54V53H184ZM195 54V53H194ZM206 54H209V53H206ZM205 54V55H206ZM224 54V55H225ZM234 54V53H233ZM251 54V53H250ZM257 54V53H256ZM4 55V54H3ZM9 55V54H8ZM48 55V54H47ZM113 55V54H112ZM143 55H145V54H143ZM156 55V54H155ZM158 55V54H157ZM161 55V54H160ZM160 55H158V56H160ZM167 55H168V53H167ZM216 55V54H215ZM214 55V56H215ZM227 55V54H226ZM15 56V55H14ZM13 56V57H14ZM23 56V55H22ZM26 56V55H25ZM51 56V55H50ZM49 56V57H50ZM114 56H116V55H113V57ZM152 56H154V55H152ZM152 56H150V58H152ZM222 57V60H224L223 59V55H221ZM229 56V55H228ZM234 56V55H233ZM252 56V55H251ZM5 57V56H4ZM6 57H8V56H6ZM6 57H5V59H6ZM20 57V56H19ZM18 57V58H19ZM29 57V56H28ZM58 57V56H57ZM144 57V56H143ZM156 57V56H155ZM160 57H162V59H163V56H160ZM165 57V56H164ZM188 57V56H187ZM193 58H194V56H192ZM239 57V56H238ZM1 58H3V57H1ZM27 58V57H26ZM26 58H23L24 59V61H25V59ZM35 59L37 58V57H34ZM116 58V57H115ZM123 58V57H122ZM174 58V57H173ZM192 58V59H193ZM203 58V57H202ZM206 58V57H205ZM221 58H218L219 60L221 59ZM246 58V57H245ZM11 59H13V58H11ZM10 59V60H11ZM16 59V58H15ZM28 59V58H27ZM35 59H33V60H35ZM42 59V58H41ZM125 59V58H124ZM142 59V58H141ZM144 59V58H143ZM147 59V58H146ZM144 60V62L145 61H147V60ZM167 59V58H166ZM169 59V58H168ZM191 59V60H192ZM197 59V58H196ZM215 59V57L213 58V60ZM228 59V58H227ZM230 59V58H229ZM228 59V60H229ZM243 58H241V60H242ZM17 60V59H16ZM68 60V59H67ZM112 60H114V58L112 59ZM118 60V59H117ZM117 60H116V62H117ZM120 60V59H119ZM123 60V59H122ZM126 60V59H125ZM140 60V59H139ZM156 60H158V58L156 59ZM155 60V61H156ZM170 60V59H169ZM171 60H172V58H171ZM187 60H188V58H187ZM211 60V59H210ZM246 60V59H245ZM1 61V60H0ZM7 61H8V59H7ZM11 61H14V60H11ZM10 61V62H11ZM23 61V60H22ZM31 61V60H30ZM38 60L36 59V62H37ZM39 61H41V60H39ZM45 61H46V59H45ZM45 61H42V62H45ZM56 61V60H55ZM106 61V60H105ZM108 61V60H107ZM121 61V60H120ZM142 61V60H141ZM140 61V63L142 64V62ZM149 61H150V59H149ZM163 61V60H162ZM162 61H159V62H162ZM195 61H198V60H195ZM209 61V60H208ZM221 61V60H220ZM231 61V60H230ZM230 61H227V63L228 62H230ZM3 62V61H2ZM4 62H6L5 60H4ZM3 62V63H4ZM21 62V61H20ZM48 63H49V61H47ZM58 62V61H57ZM121 62H123V61H121ZM127 62V61H126ZM152 62V61H151ZM164 62V61H163ZM167 62H169V61H167ZM203 62V61H202ZM205 62V61H204ZM207 62V61H206ZM210 62V61H209ZM234 62V61H233ZM236 62V61H235ZM251 62V61H250ZM1 63V62H0ZM9 63V62H8ZM8 63H6V64H8ZM12 63V62H11ZM23 63V62H22ZM33 63H34V61H33ZM40 63V62H39ZM54 63V62H53ZM58 63H60V62H58ZM97 63H100V62H97ZM139 63V65H141ZM221 63V62H220ZM243 63H244V61H243ZM258 63V62H257ZM25 64H26V62H25ZM101 64V63H100ZM123 64H125L124 62H123ZM123 64H122V67H123ZM138 64V63H137ZM146 64V63H145ZM151 64V63H150ZM187 64V63H186ZM203 64V63H202ZM206 64V63H205ZM209 64H211V62L209 63ZM208 64V65H209ZM229 64V63H228ZM245 64V63H244ZM5 65V64H4ZM15 65V64H14ZM37 65V64H36ZM40 64H38L37 66H39ZM43 65V64H42ZM45 65V64H44ZM43 65V66H44ZM50 65V64H49ZM48 65V66H49ZM113 65V64H112ZM111 65V66H112ZM114 65H116V64H114ZM121 65V64H120ZM131 65V64H130ZM143 65L144 64H142L141 65V68L143 67ZM147 65V64H146ZM145 65V66H146ZM153 65H154V63H153ZM196 65V64H195ZM204 65V64H203ZM226 65V64H225ZM242 65V64H241ZM21 66V65H20ZM24 66V65H23ZM29 66V65H28ZM42 66V67H43ZM46 66V65H45ZM47 66V67H48ZM94 66V65H93ZM100 66V65H99ZM116 66H118V64L116 65ZM128 67H130L129 65H127ZM133 66V65H132ZM207 66V65H206ZM243 66V65H242ZM11 67H12V65H11ZM18 67V66H17ZM25 67H26V65H25ZM39 67H41V66H39ZM53 67H56L57 68V66H53ZM104 67H105V65H104ZM106 67H108V65H106ZM121 67V69H123ZM138 67V66H137ZM147 67H149V66H147ZM151 67H153V66H151ZM158 67V66H157ZM210 67H213V66H210ZM210 67H208V68H210ZM244 67H245V65H244ZM252 67V66H251ZM27 68H29V67H27ZM32 68V67H31ZM30 68V69H31ZM51 68V67H50ZM113 68V67H112ZM119 68V67H118ZM139 68V67H138ZM141 68H140V71H141ZM144 68H146V67H144ZM155 68V67H154ZM164 68V67H163ZM204 68V67H203ZM208 68H207V72H209V70H208ZM217 68V67H216ZM216 68H214V69H216ZM234 68V67H233ZM237 68V67H236ZM236 68H234V69H236ZM4 69V68H3ZM5 69H6V67H5ZM5 69H4V71H5ZM17 69V68H16ZM22 69V68H21ZM34 69V67L32 68V70ZM48 69V68H47ZM46 69V70H47ZM114 69H116L115 67H114ZM120 69V70H121ZM159 69V68H158ZM167 69H168V67H167ZM172 69V68H171ZM184 69H186L187 70V68L185 67ZM213 69V68H212ZM219 69V68H218ZM0 70H2V69H0ZM23 70H24V68H23ZM44 69H42L41 70V68H40V71H43ZM110 70V69H109ZM136 70H138V69H136ZM151 70H152V68H151ZM150 70V71H151ZM185 70V71H186ZM253 70V69H252ZM3 71V72H4ZM18 71H19V69H18ZM17 71V72H18ZM24 71H26V70H24ZM28 71V70H27ZM139 71V70H138ZM143 71V70H142ZM141 71V72H142ZM154 71H155V69H154ZM160 71H162V70H160ZM159 71V72H160ZM218 71V70H217ZM222 71V70H221ZM246 71V70H245ZM249 71V70H248ZM6 72V71H5ZM13 72V71H12ZM36 73H37V71H35ZM92 72V71H91ZM95 72V71H94ZM107 72V71H106ZM113 72H114V70H113ZM144 72H146L145 70H144ZM152 72H153V70H152ZM169 72H170V70H169ZM172 72V71H171ZM203 72V71H202ZM259 72V71H258ZM262 72V71H261ZM6 73H9V72H6ZM19 73V72H18ZM29 73V72H28ZM93 73V72H92ZM162 73V72H161ZM176 73H177V71H176ZM188 73V72H187ZM199 73V72H198ZM224 73H228V71L227 72H225L224 71ZM231 73V72H230ZM242 73V72H241ZM14 74H15V70H14ZM23 74H25V73H23ZM22 74V75H23ZM31 73H29V75H30ZM35 74V73H34ZM38 74H39V72H38ZM94 74V73H93ZM96 74V73H95ZM103 74H105L104 72H103ZM108 74V73H107ZM109 74H110V72H109ZM108 74V75H109ZM127 74V73H126ZM125 74V75H126ZM134 74H135V72H134ZM155 74V73H154ZM153 74V75H154ZM159 74V73H158ZM166 74V73H165ZM175 74V73H174ZM185 74V73H184ZM222 74V73H221ZM238 74V73H237ZM246 74V73H245ZM262 74V73H261ZM10 75V74H9ZM28 75V76H29ZM114 75V74H113ZM123 75V74H122ZM136 75H137V73H136ZM142 75V74H141ZM199 75V74H198ZM203 75V74H202ZM227 75V74H226ZM226 75L224 76V77H226ZM24 76V75H23ZM40 76V75H39ZM97 76V75H96ZM104 76V75H103ZM117 76H119V75H117ZM132 76V75H131ZM156 76V75H155ZM167 76V75H166ZM165 76V77H166ZM175 76V75H174ZM186 76V75H185ZM200 76V75H199ZM198 76V77H199ZM212 76V75H211ZM210 76V77H211ZM216 76H218L217 74H216ZM216 76H214V77H216ZM233 76V75H232ZM1 77H3V76H1ZM7 77V76H6ZM13 77H15V76H13ZM18 77H20V75L18 76ZM25 77V76H24ZM32 77V76H31ZM30 77V78H31ZM91 77H93V76H91ZM95 77V76H94ZM101 77V76H100ZM99 77V79H101ZM105 78H106V76H104ZM109 77V76H108ZM110 77H111V75H110ZM114 77H116V76H114ZM113 77V78H114ZM120 77V76H119ZM122 77H125L124 75L122 76ZM137 77V76H136ZM148 77V76H147ZM172 77V76H171ZM170 77V78H171ZM188 77V76H187ZM197 77V76H196ZM213 77V76H212ZM236 77V76H235ZM242 77V76H241ZM244 77H245V75H244ZM253 77V76H252ZM255 77V76H254ZM258 77V76H257ZM262 77H263V75H262ZM8 78H10V77H8ZM12 78V77H11ZM39 78V77H38ZM98 78V77H97ZM116 78H118V77H116ZM145 79H146V77H144ZM208 78V77H207ZM219 78V77H218ZM4 79V78H3ZM26 79H29L28 77H26ZM95 79V78H94ZM93 79V80H94ZM98 79V80H99ZM102 79H104V78H102ZM101 79V80H102ZM108 79V78H107ZM115 79V78H114ZM129 79V78H128ZM127 79V80H128ZM156 79V78H155ZM161 79V78H160ZM165 79V78H164ZM167 79V78H166ZM173 79V78H172ZM189 79H190V77H189ZM222 79V78H221ZM236 79V78H235ZM234 79V80H235ZM248 79V78H247ZM5 80H7V79H5ZM13 80V79H12ZM12 80H11V83H12ZM14 80H16V79H14ZM31 80V82H32V78L30 79ZM39 80V79H38ZM41 80H42V78H41ZM72 80H74V79H72ZM113 80V79H112ZM170 80V79H169ZM192 80V79H191ZM190 80V81H191ZM212 80V79H211ZM213 80H214V78H213ZM237 80V79H236ZM249 80V79H248ZM247 80V81H248ZM257 80V79H256ZM36 81V80H35ZM50 81V80H49ZM61 81V80H60ZM63 81V80H62ZM61 81V82H62ZM66 81V80H65ZM64 81V82H65ZM95 81V80H94ZM108 81V80H107ZM116 81V80H115ZM130 81V80H129ZM150 81V80H149ZM153 81H155V80H153ZM152 81V82H153ZM162 81H164V80H162ZM167 81V80H166ZM172 81V80H171ZM187 81V80H186ZM194 81V80H193ZM208 81V80H207ZM222 81V80H221ZM224 81V80H223ZM227 81V80H226ZM240 81V80H239ZM258 81V80H257ZM25 82V81H24ZM55 82V81H54ZM69 82V81H68ZM71 82V81H70ZM75 82L76 81H74V84H75ZM92 82V81H91ZM106 82V81H105ZM113 82V81H112ZM121 82V81H120ZM119 82V83H120ZM126 82V81H125ZM165 82V81H164ZM185 82V81H184ZM192 82V81H191ZM190 82V83H191ZM203 82V81H202ZM206 82V81H205ZM214 82V81H213ZM220 82V81H219ZM238 82V81H237ZM241 82H243V81H241ZM250 82V81H249ZM254 82V81H253ZM261 82H263V81H261ZM8 83H9V81H8ZM66 83H67V81H66ZM122 83L124 84V82L122 81ZM126 83H128V81L126 82ZM156 83V82H155ZM162 83V82H161ZM169 83V82H168ZM207 83V82H206ZM209 83V82H208ZM222 84H223V82H221ZM227 83V82H226ZM226 83H224V84H226ZM244 83V85H246L245 83L246 82H243ZM16 84V83H15ZM18 84V83H17ZM16 84V85H17ZM20 84H21V80H20ZM29 84V83H28ZM32 84H35V83H32ZM31 83H30V87H31V85H32ZM37 84V83H36ZM48 84H50V82L48 83ZM60 84V83H59ZM67 84H69V83H67ZM97 84H99L98 82H97ZM96 84V85H97ZM109 84H110V82H109ZM113 84V83H112ZM141 84V83H140ZM139 84V85H140ZM163 84V83H162ZM183 84V83H182ZM186 84V83H185ZM220 84V83H219ZM233 84H235V83H233ZM242 84V83H241ZM12 85V84H11ZM23 85V84H22ZM51 85H53V84H51ZM51 85H49V87L51 86ZM70 85H71V83H70ZM70 85H68V86H70ZM105 85H107V84H105ZM111 85V84H110ZM114 85V84H113ZM125 85V84H124ZM150 85H151V83H150ZM171 85V84H170ZM179 85V84H178ZM227 85H228V83H227ZM226 85V86H227ZM18 86V85H17ZM24 86V85H23ZM29 86V85H28ZM42 86H44V85H42ZM47 85H45V87H46ZM65 86V85H64ZM67 86V87H68ZM78 86V85H77ZM102 86L103 85H101V88H102ZM172 86V85H171ZM177 86V85H176ZM186 86V85H185ZM191 86V84L189 85V87ZM209 86H211V85H209ZM213 86H214V83H213ZM223 86V85H222ZM229 86H230V84H229ZM254 86H255V84H254ZM15 87V86H14ZM53 87V86H52ZM74 87V86H73ZM73 87H69V88H72L73 89ZM103 87H105V86H103ZM109 87V86H108ZM128 87H129V85H128ZM131 87H133L132 85H131ZM151 87H152V85H151ZM167 87V86H166ZM165 87V88H166ZM192 87H193V85H192ZM237 87V86H236ZM242 87V86H241ZM21 88V87H20ZM25 88H27V87H25ZM29 88V87H28ZM32 88V87H31ZM31 88H29V89H31ZM33 88H35V86H33ZM48 88V87H47ZM54 88V87H53ZM90 88V87H89ZM96 88H98V87H96ZM122 88V87H121ZM123 88H124V86H123ZM161 88V87H160ZM191 88V87H190ZM244 88V87H243ZM256 88V87H255ZM264 88V87H263ZM11 89V88H10ZM13 89V88H12ZM17 89H18V87H17ZM16 89V90H17ZM36 89V88H35ZM59 89V88H58ZM66 89V88H65ZM75 89H77V88H75ZM120 89V88H119ZM118 89V90H119ZM150 89H153V90H155L154 88H150ZM164 89V88H163ZM170 89V88H169ZM180 89H181V87H180ZM185 89H187V88H185ZM193 89H196V88H194L193 87ZM212 89V88H211ZM8 90V88H6V91ZM14 90V89H13ZM15 90V91H16ZM19 90V89H18ZM21 90H22V88H21ZM26 90H28V89H26ZM25 90V91H26ZM36 90H38V89H36ZM48 90V89H47ZM54 90H55V88H54ZM103 90H107V89H103ZM148 90V89H147ZM162 90V89H161ZM160 90V91H161ZM198 90V89H197ZM228 90V89H227ZM252 90V89H251ZM20 91V90H19ZM58 91V90H57ZM64 91V90H63ZM71 91V90H70ZM69 91V92H70ZM76 91H78V89L76 90ZM90 91V90H89ZM94 91H95V89H94ZM98 91V90H97ZM100 91V90H99ZM108 91V90H107ZM110 91V90H109ZM123 91V90H122ZM121 91V92H122ZM125 91H126V89H125ZM146 91V90H145ZM170 91V90H169ZM194 91V90H193ZM208 91V90H207ZM212 91V90H211ZM214 91V90H213ZM220 91V90H219ZM244 91V90H243ZM3 92H5V91H3ZM13 91H10V94L12 93ZM30 92V91H29ZM43 92V91H42ZM60 92V91H59ZM104 92V91H103ZM111 92V91H110ZM115 92V91H114ZM182 92V91H181ZM186 92V91H185ZM216 92V91H215ZM221 92V91H220ZM222 92H223V89H222ZM239 92V91H238ZM6 93V92H5ZM8 93V92H7ZM24 93V92H23ZM32 93H33V91H32ZM37 93V92H36ZM39 93V92H38ZM53 93V92H52ZM62 93V92H61ZM102 93V92H101ZM112 93V92H111ZM127 93V92H126ZM126 93L124 92V93H122L123 95L122 96H125L126 95ZM130 93V92H129ZM134 93V92H133ZM136 93H137V91H136ZM174 93V92H173ZM225 93V92H224ZM260 93H262V91L260 92ZM13 94V93H12ZM30 94V93H29ZM35 94V93H34ZM34 94H33V96H34ZM39 94H41V95H43L42 93H39ZM45 94V93H44ZM55 94V93H54ZM68 94V92H66V95ZM82 94H83V91H82ZM85 94V93H84ZM96 94V93H95ZM94 94V95H95ZM99 94V93H98ZM97 94V98H98V95ZM104 94H105V92H104ZM110 94V93H109ZM113 94V93H112ZM115 95H116V93H114ZM125 94V95H124ZM135 94V93H134ZM165 94H167V92L165 93ZM228 94V93H227ZM234 94V93H233ZM242 94V93H241ZM249 94V93H248ZM264 94V93H263ZM40 95V96H41ZM69 95V94H68ZM114 95V96H115ZM121 95V94H120ZM142 95H143V93H142ZM144 95H146V94H144ZM180 95V94H179ZM244 95H245V93H244ZM250 95V94H249ZM28 96V95H27ZM32 96V95H31ZM32 96V98H35V97H33ZM36 97H38L37 96V94L35 95ZM45 96H46V94H45ZM59 96V95H58ZM73 96V95H72ZM81 97H82V95H80ZM86 96V95H85ZM100 96H102V95H100ZM106 97H107V94L105 95ZM117 96V95H116ZM165 96V95H164ZM197 96V95H196ZM227 96V95H226ZM234 96H235V94H234ZM246 96V95H245ZM253 96V95H252ZM1 97V96H0ZM9 97H11V95L9 96ZM24 97V96H23ZM71 97V96H70ZM88 97H90V96H88ZM110 97V96H109ZM113 97V96H112ZM145 97V96H144ZM158 97V96H157ZM179 97H181V95L179 96ZM189 97V96H188ZM211 97V96H210ZM228 97V96H227ZM4 98V97H3ZM41 98V97H40ZM64 98H66V97H64ZM85 98V97H84ZM84 98H82V100L84 99ZM111 98V97H110ZM109 98V99H110ZM116 98V97H115ZM121 99H123V97H120ZM142 98H143V96H142ZM178 98V97H177ZM195 98V97H194ZM194 98H193V100H194ZM197 98V97H196ZM212 98V97H211ZM240 98V97H239ZM238 98V99H239ZM242 98V97H241ZM243 98H244V96H243ZM247 98V97H246ZM255 98V97H254ZM15 99V98H14ZM44 99V98H43ZM51 99H53V97L51 98ZM58 99V98H57ZM61 99H63V95H62V98ZM92 99H93V97H92ZM95 99L96 98H94V101H95ZM131 99V98H130ZM163 99V98H162ZM191 99V98H190ZM253 99V98H252ZM12 100V99H11ZM17 99H15V101H16ZM27 100H29V98H27ZM35 100V99H34ZM37 100V99H36ZM41 100V99H40ZM56 100V99H55ZM72 100H74V99H72ZM79 100V99H78ZM91 100V99H90ZM97 100V99H96ZM98 100H99V98H98ZM101 100H103V99H101ZM134 100V99H133ZM169 100V99H168ZM179 100V99H178ZM210 100V99H209ZM222 100V99H221ZM232 100V99H231ZM264 100V99H263ZM9 101V100H8ZM19 101V100H18ZM30 101V100H29ZM43 101V100H42ZM44 101H46L45 99H44ZM66 101H68V100H66ZM71 101V100H70ZM84 101V100H83ZM85 101H88V100H86V98H85ZM93 101V102H94ZM110 101V100H109ZM114 101V100H113ZM122 101H125V100H122ZM205 101V100H204ZM211 101V100H210ZM223 101V100H222ZM253 101V100H252ZM257 101V100H256ZM11 102V101H10ZM22 102V101H21ZM20 102V103H21ZM23 102H25V101H23ZM72 102H75V101H72ZM77 102V101H76ZM97 102H99V101H97ZM103 102V101H102ZM133 102V101H132ZM188 102V101H187ZM245 102V101H244ZM248 102V101H247ZM7 103H9V102H7ZM26 103V102H25ZM31 103H32V101H31ZM36 102H34V104H35ZM39 102L37 101V104H38ZM68 103V102H67ZM82 103V102H81ZM84 103V102H83ZM88 103V102H87ZM110 103V102H109ZM146 103H148V102H146ZM158 103V102H157ZM172 103H174V102H172ZM207 103V102H206ZM205 103V104H206ZM238 103V102H237ZM13 104V103H12ZM66 103L64 102V105H65ZM69 104H70V102H69ZM76 104V103H75ZM99 105H100V102L98 103ZM193 103H191L190 105H192ZM199 104H201V103H199ZM198 104V105H199ZM230 105H231V103H229ZM254 104H256L255 102H254ZM253 104V105H254ZM14 105V104H13ZM16 106H18L17 104H15ZM22 105V104H21ZM20 105V106H21ZM52 106H53V104H51ZM61 105V104H60ZM84 105H85V103H84ZM89 105V104H88ZM94 105V104H93ZM92 105V106H93ZM101 105H102V103H101ZM129 105V104H128ZM160 105V104H159ZM158 105V106H159ZM175 105V104H174ZM195 105V104H194ZM208 105V104H207ZM222 105V104H221ZM245 105H246V103H245ZM24 106H25V104H24ZM28 106V105H27ZM31 106V105H30ZM67 106V105H66ZM73 106H74V104H73ZM72 106V107H73ZM80 106H82V105H80ZM105 106V105H104ZM111 106V105H110ZM109 106V107H110ZM117 106H119V105H117ZM123 106L124 105H122V108H123ZM217 106H218V104H217ZM216 106V107H217ZM249 106V105H248ZM255 106V105H254ZM259 106V105H258ZM21 107H23V106H21ZM26 107V106H25ZM34 107V106H33ZM32 107V108H33ZM37 107H38V105H37ZM39 107H40V105H39ZM38 107V108H39ZM71 107V110L73 109ZM77 107V106H76ZM187 107V106H186ZM220 107V106H219ZM250 107V106H249ZM261 107V106H260ZM263 108H264V106H262ZM27 108V107H26ZM52 108V107H51ZM67 108V107H66ZM65 108V109H66ZM83 108V107H82ZM87 108V107H86ZM88 108H89V106H88ZM93 108V107H92ZM97 108V107H96ZM99 108V107H98ZM100 108H101V106H100ZM104 108V107H103ZM154 108V107H153ZM189 108V107H188ZM201 108V107H200ZM228 108V107H227ZM244 108V107H243ZM24 109V108H23ZM42 109V108H41ZM95 109V108H94ZM102 109V108H101ZM117 109V108H116ZM129 109V108H128ZM240 109V108H239ZM256 109H257V107H256ZM260 109V108H259ZM10 110V109H9ZM33 110H35V109H33ZM37 110V109H36ZM55 110H57V108L56 109H54V110H52V112L53 111H55ZM67 110V109H66ZM65 110V111H66ZM86 110V109H85ZM93 110V109H92ZM98 110V109H97ZM103 111H105L104 109H102ZM124 110H126V109H124ZM155 110H156V108H155ZM158 110V109H157ZM200 110V109H199ZM234 110V109H233ZM238 110V109H237ZM242 110V109H241ZM246 110H247V107H246ZM249 110V109H248ZM252 110V109H251ZM23 111V110H22ZM49 111V110H48ZM82 111V110H81ZM89 111H90V109H89ZM145 111H146V109H145ZM184 111V110H183ZM209 111V110H208ZM215 111V110H214ZM223 111V110H222ZM226 111V110H225ZM235 111V110H234ZM256 111V110H255ZM4 112H5V110H4ZM21 112V111H20ZM25 112V111H24ZM23 112V113H24ZM32 112V111H31ZM37 112V111H36ZM39 112V111H38ZM37 112V113H38ZM47 112V111H46ZM46 112H45V114H46ZM58 110H57V112H54V114L55 113H57L58 114ZM107 112V111H106ZM116 112H118V111H116ZM137 112V111H136ZM147 112V111H146ZM188 112H189V110H188ZM205 112V111H204ZM252 112V111H251ZM0 113H1V111H0ZM33 113V112H32ZM37 113L35 114V115H37ZM51 113V112H50ZM61 113V112H60ZM64 113V112H63ZM69 113V112H68ZM72 113V112H71ZM96 113V112H95ZM94 112H93V114H95ZM102 114H103V112H101ZM110 113V112H109ZM130 113V112H129ZM129 113H128V115H129ZM155 113V112H154ZM194 113H196V111L194 110ZM222 113V112H221ZM233 113V112H232ZM264 113V112H263ZM4 114V113H3ZM26 114V113H25ZM74 114V113H73ZM89 114V113H88ZM91 114V113H90ZM90 114L88 115V116H90ZM108 113H106V115H107ZM116 114V113H115ZM136 114V113H135ZM158 114V113H157ZM186 114V113H185ZM213 114V113H212ZM223 114H225L224 112H223ZM250 114V113H249ZM254 114V113H253ZM262 114V113H261ZM47 115V114H46ZM51 115V114H50ZM99 115V114H98ZM98 115H96V116H98ZM154 115H156V114H154ZM174 115V114H173ZM171 116V114H170V116L171 117H173L174 118V116ZM251 115V114H250ZM250 115H249V117H250ZM263 115V114H262ZM21 116L22 115H19L18 114V112H14V114H13V116L11 117V120L10 121H8V123L7 124H1L0 123V145L1 146H3L2 147V149L1 150H3L4 149V147L5 146H7V145H9V144H11L12 142L15 144V145H22L23 147H26L28 150H30V149H32L33 150V146H32V140H31V138H30V136L29 137H27L26 135H25V133H24V125H23V119L21 118ZM32 116V115H31ZM34 116V115H33ZM32 116V117H33ZM49 116V115H48ZM52 116H53V113H52ZM52 116H51V118H52ZM73 116V115H72ZM123 116V115H122ZM198 116V115H197ZM225 116V115H224ZM252 116V115H251ZM259 116H260V114H259ZM7 117V116H6ZM27 117V116H26ZM38 117V116H37ZM77 117V116H76ZM108 117V116H107ZM130 117V116H129ZM191 117V116H190ZM193 117V116H192ZM205 117V116H204ZM203 117V118H204ZM216 117V116H215ZM219 117V116H218ZM9 118V117H8ZM24 118V117H23ZM34 118V117H33ZM50 118V117H49ZM48 118V119H49ZM56 118V117H55ZM91 118V117H90ZM89 118V119H90ZM101 118V117H100ZM111 118V117H110ZM113 118V117H112ZM114 118H115V116H114ZM113 118V119H114ZM144 118V117H143ZM170 118V117H169ZM183 118V117H182ZM188 118V117H187ZM240 118H242L241 116H240ZM247 118V117H246ZM251 118V117H250ZM263 118V117H262ZM5 119H7V118H5ZM32 119V118H31ZM37 119V118H36ZM58 118H56L55 119V121L57 120ZM75 119V118H74ZM104 119V118H103ZM129 119V118H128ZM145 120L144 121H146V118H144ZM153 119V118H152ZM157 119V118H156ZM200 119V118H199ZM254 119V118H253ZM80 118H79V120H78V122H80ZM85 120V119H84ZM109 120H111V119H109ZM131 120V119H130ZM174 120V119H173ZM182 120H184V119H182ZM247 120V119H246ZM27 121V120H26ZM29 121V120H28ZM34 121V120H33ZM75 121H76V119H75ZM91 121V120H90ZM112 121V120H111ZM117 121H119V119L117 120ZM121 121V120H120ZM43 122V121H42ZM68 122H70V121H68ZM89 121H88V118H87V122L86 123H88ZM104 122V121H103ZM110 122V121H109ZM154 122V121H153ZM182 122V121H181ZM184 122V121H183ZM192 122V121H191ZM202 122H203V119H202ZM24 123H27V122H24ZM29 123V122H28ZM43 123H45V122H43ZM56 123H57V121H56ZM169 123V122H168ZM172 123V122H171ZM196 123V122H195ZM194 123V124H195ZM210 123H212V122H210ZM81 124V123H80ZM84 124H85V122H84ZM119 124V123H118ZM126 124V123H125ZM131 125H132V123H130ZM135 124V123H134ZM217 124V123H216ZM223 124H224V122H223ZM34 125H36V123L34 124ZM34 125H33V127H34ZM41 125V124H40ZM56 125V124H55ZM72 125V124H71ZM78 125V124H77ZM87 125V124H86ZM128 125V124H127ZM172 125V124H171ZM202 125V124H201ZM209 125V124H208ZM243 125V124H242ZM254 125V124H253ZM57 126V125H56ZM69 126V125H68ZM68 126H67V128H68ZM73 126V125H72ZM75 126V125H74ZM81 126V125H80ZM97 126V125H96ZM129 126V125H128ZM151 126V125H150ZM191 126V125H190ZM211 126V125H210ZM225 126V125H224ZM36 127V126H35ZM76 127V126H75ZM74 127V128H75ZM89 127V126H88ZM103 127V126H102ZM158 127V126H157ZM183 127V126H182ZM184 127H185V125H184ZM193 127V126H192ZM195 127V126H194ZM231 127V126H230ZM261 126H259V128H260ZM51 128V127H50ZM58 128V127H57ZM85 128V127H84ZM90 128V127H89ZM97 128V127H96ZM130 128H132V127H130ZM167 128V127H166ZM171 128H173V127H171ZM251 128V127H250ZM37 129V128H36ZM60 129V128H59ZM62 129V128H61ZM69 129V128H68ZM127 129V128H126ZM129 129V128H128ZM214 129V128H213ZM257 129V128H256ZM262 129V128H261ZM78 130V129H77ZM85 130V129H84ZM106 131H107V129H105ZM161 130V129H160ZM176 130H177V128H176ZM193 130V129H192ZM219 130V129H218ZM234 130V129H233ZM73 131V130H72ZM149 131V130H148ZM147 131V132H148ZM262 131V130H261ZM37 132V131H36ZM68 132V131H67ZM116 132H117V130H116ZM127 132H128V130H127ZM130 132H131V130H130ZM161 132V131H160ZM172 132V131H171ZM192 132V131H191ZM229 132V131H228ZM231 132V131H230ZM235 132V131H234ZM66 133V132H65ZM77 132H75V134H76ZM94 133V132H93ZM120 133V132H119ZM155 133H156V131H155ZM154 133V134H155ZM162 133H164V132H162ZM179 133V132H178ZM197 133H198V131H197ZM208 133H210V132H208ZM247 133V132H246ZM261 133V132H260ZM33 134V133H32ZM40 134V133H39ZM78 134V133H77ZM99 134H100V132H99ZM98 134V135H99ZM103 134V133H102ZM117 134H118V132H117ZM121 134V133H120ZM204 134V133H203ZM219 134H220V132H219ZM241 134V133H240ZM80 135H81V133H80ZM96 135V134H95ZM97 135V136H98ZM105 135V134H104ZM139 135V134H138ZM176 135H178V134H176ZM175 135V136H176ZM193 135V134H192ZM202 135V134H201ZM210 135V134H209ZM217 135V134H216ZM33 136V135H32ZM40 136H41V134H40ZM76 136V135H75ZM78 136V135H77ZM83 136H84V134H83ZM108 136H109V134H108ZM119 136H121V135H119ZM197 136V135H196ZM208 136V135H207ZM34 137V136H33ZM43 137V136H42ZM101 137V136H100ZM105 137V136H104ZM122 137V136H121ZM146 137V136H145ZM148 137V136H147ZM94 138V137H93ZM92 138V139H93ZM154 138V137H153ZM176 138V137H175ZM239 138V137H238ZM250 138H251V136H250ZM73 139V138H72ZM82 139H84V138H82ZM103 139V138H102ZM138 139V138H137ZM156 139V138H155ZM173 139V138H172ZM189 139H191V138H189ZM206 139V138H205ZM252 139V138H251ZM37 140V139H36ZM41 140V139H40ZM48 140V139H47ZM87 140H90V139H87ZM143 140V139H142ZM164 140V139H163ZM183 140V139H182ZM181 140V141H182ZM192 140V139H191ZM198 140V139H197ZM208 140V139H207ZM232 140V139H231ZM236 140V139H235ZM35 141V140H34ZM51 141V140H50ZM49 141V142H50ZM69 141H70V139H69ZM86 141V140H85ZM95 141V140H94ZM100 141V140H99ZM109 141V140H108ZM145 141V140H144ZM152 141V140H151ZM168 141V140H167ZM185 141H187V140H185ZM241 141V140H240ZM248 141V140H247ZM35 142H37V141H35ZM52 142H54V141H52ZM79 142V141H78ZM84 142V141H83ZM87 142V141H86ZM173 142V141H172ZM183 142V141H182ZM199 142V141H198ZM207 142V141H206ZM219 142V141H218ZM43 143V142H42ZM93 143V142H92ZM114 143V142H113ZM151 143V142H150ZM203 143V142H202ZM210 143V142H209ZM233 143V142H232ZM38 144V143H37ZM37 144H35V145H37ZM41 144V143H40ZM82 144V143H81ZM84 144H87V143H84ZM144 144V143H143ZM172 144V143H171ZM244 144V143H243ZM51 145V147L53 146V144H50ZM64 145V144H63ZM75 145V144H74ZM88 146L89 145H91V144H87ZM174 145H177L176 143H174ZM186 145V144H185ZM210 145V144H209ZM46 146V145H45ZM49 146V145H48ZM83 146V145H82ZM94 146V145H93ZM107 146V145H106ZM105 146V147H106ZM115 146V145H114ZM113 146V147H114ZM138 146V145H137ZM154 147H155V144L153 145ZM208 146V145H207ZM241 146V145H240ZM10 147V146H9ZM35 147V146H34ZM56 147H57V145H56ZM61 147V146H60ZM63 147V146H62ZM77 147V146H76ZM86 147V146H85ZM84 147V148H85ZM107 147H109V146H107ZM106 147V148H107ZM173 147V146H172ZM171 147V148H172ZM184 147V146H183ZM188 147V146H187ZM190 147V146H189ZM192 147V146H191ZM209 147V146H208ZM232 147V146H231ZM26 148H24V150L26 149ZM74 148V147H73ZM79 148V147H78ZM83 148V149H84ZM88 148V147H87ZM92 148V147H91ZM90 148V149H91ZM102 148V147H101ZM100 148V149H101ZM206 148V147H205ZM240 148V147H239ZM9 149H11V148H9ZM16 149V148H15ZM50 149V148H49ZM61 149H64V148H61ZM96 149H97V147H96ZM109 149V148H108ZM114 149V148H113ZM160 149V148H159ZM167 149V148H166ZM183 149V148H182ZM202 149V148H201ZM201 149H200V151H201ZM204 149V148H203ZM211 149V148H210ZM234 149V148H233ZM13 150V149H12ZM17 150H19L20 151V149H17ZM38 150V149H37ZM41 150V149H40ZM48 150V149H47ZM59 150V149H58ZM79 151H80V149H78ZM105 150V149H104ZM116 150V149H115ZM168 150V149H167ZM220 150V149H219ZM228 150H230V149H228ZM4 151V150H3ZM6 151V150H5ZM27 151V150H26ZM159 151V150H158ZM162 151H163V149H162ZM189 151H191V150H189ZM8 152V151H7ZM11 152V151H10ZM18 152V151H17ZM27 152H30V151H27ZM57 152V151H56ZM78 152V151H77ZM81 152H82V149H81ZM84 152H85V150L82 152L83 153V155H82V158H83V156H84ZM94 152V151H93ZM136 152V151H135ZM222 152V151H221ZM230 152V151H229ZM38 153H40V152H38ZM67 153V152H66ZM68 153H69V151H68ZM88 153H89V151H88ZM142 153V152H141ZM164 153V152H163ZM162 153V154H163ZM167 153V152H166ZM193 153V152H192ZM196 153V152H195ZM205 153V152H204ZM8 154V153H7ZM6 154V155H7ZM30 154V153H29ZM33 154V153H32ZM55 154V153H54ZM72 154V153H71ZM70 154V155H71ZM75 154V153H74ZM73 154V155H74ZM78 154V153H77ZM87 154V153H86ZM139 154V153H138ZM152 154V153H151ZM176 154V153H175ZM186 154V153H185ZM184 154V155H185ZM220 154V153H219ZM225 154V153H224ZM34 155V154H33ZM69 155V154H68ZM67 155V156H68ZM76 155V154H75ZM79 155H80V153H79ZM91 155V154H90ZM89 155V156H90ZM113 155V154H112ZM112 155H110V156H112ZM167 155V154H166ZM193 155V154H192ZM203 155V154H202ZM22 156V155H21ZM29 156V155H28ZM45 156V155H44ZM57 157H58V154L56 155ZM78 156V155H77ZM93 156V155H92ZM122 156V155H121ZM165 156V155H164ZM175 156V155H174ZM177 156V155H176ZM188 156V155H187ZM24 157V156H23ZM34 158H35V156H33ZM55 157V156H54ZM71 157V156H70ZM80 157V156H79ZM84 157H86V156H84ZM91 157V156H90ZM138 157V156H137ZM185 157V156H184ZM202 157V156H201ZM217 156H215V158H216ZM29 159H30V156L28 157ZM39 158V157H38ZM42 158V157H41ZM74 158H75V156H74ZM104 158V157H103ZM114 158V157H113ZM205 158H207V157H205ZM219 158V157H218ZM237 158V157H236ZM244 158V157H243ZM242 158V159H243ZM12 159V158H11ZM18 159V158H17ZM44 159V158H43ZM69 159V158H68ZM72 159V158H71ZM77 159V158H76ZM80 159H81V157H80ZM79 159V160H80ZM85 159V158H84ZM89 159V158H88ZM91 159V158H90ZM115 159V158H114ZM139 159V158H138ZM151 159V158H150ZM149 159V160H150ZM161 159V158H160ZM197 159V158H196ZM224 159V158H223ZM223 159H220V160H223ZM5 160V159H4ZM7 160V159H6ZM48 160V159H47ZM65 160V159H64ZM63 160V161H64ZM86 160H87V158H86ZM85 160V161H86ZM94 160V159H93ZM97 160V159H96ZM107 160V159H106ZM147 160H148V158H147ZM164 160V159H163ZM188 160V159H187ZM262 160V159H261ZM3 161V160H2ZM38 161V160H37ZM62 161V162H63ZM71 161V160H70ZM83 161V160H82ZM132 161V160H131ZM204 161V160H203ZM6 162V161H5ZM4 162V163H5ZM9 162V161H8ZM30 162V161H29ZM35 162V161H34ZM39 162V161H38ZM59 162H60V160H59ZM59 162H56V163H59ZM76 162V161H75ZM99 162V161H98ZM133 162V161H132ZM167 162V161H166ZM219 162V161H218ZM15 163V162H14ZM33 163V162H32ZM41 163H43V162H41ZM52 163V159L48 162V163H46V164H44L43 166L44 167H46V166H50V164ZM77 163H78V161H77ZM76 163V164H77ZM91 163V162H90ZM193 163V162H192ZM213 163V162H212ZM220 163V162H219ZM226 163V162H225ZM20 164V163H19ZM24 164V163H23ZM36 164V163H35ZM62 164H64V163H62ZM72 164H74V162L72 163ZM85 164V163H84ZM96 164H97V162H96ZM103 164V163H102ZM108 164V163H107ZM106 164V165H107ZM144 164V163H143ZM171 164V163H170ZM194 164H196L195 162H194ZM199 164V163H198ZM205 164H206V162H205ZM211 164V163H210ZM215 165H216V163H214ZM241 164V163H240ZM70 165V164H69ZM78 165V164H77ZM129 165V164H128ZM133 165V164H132ZM188 165V164H187ZM190 165H191V162H190ZM233 165V164H232ZM15 166H16V164H15ZM20 166H22V165H20ZM83 166V165H82ZM89 166V165H88ZM94 166H95V164H94ZM100 166V165H99ZM176 166H178V165H176ZM189 166V165H188ZM207 166V165H206ZM220 166V165H219ZM34 167V166H33ZM54 167V166H53ZM56 167V166H55ZM58 167H60V166H58ZM57 167V168H58ZM73 167H75V166H73ZM92 167V166H91ZM192 167V166H191ZM200 167V166H199ZM223 167V166H222ZM25 168V167H24ZM76 168V167H75ZM75 168H74V171H75ZM94 168V167H93ZM182 168V167H181ZM212 168V167H211ZM26 169V168H25ZM48 169V168H47ZM79 169V168H78ZM77 169V170H78ZM88 169V168H87ZM89 169H90V166H89ZM92 169V168H91ZM100 169V168H99ZM102 169H104V168H102ZM178 169V168H177ZM185 169V168H184ZM193 169V168H192ZM195 169V168H194ZM222 169V168H221ZM4 170V169H3ZM20 170V169H19ZM65 170V169H64ZM68 170V169H67ZM70 170H71V167H70ZM93 170H95V169H93ZM115 170V169H114ZM178 170H180V169H178ZM196 170V169H195ZM47 171V170H46ZM49 171V170H48ZM71 171H73V170H71ZM104 171V170H103ZM102 171V172H103ZM183 171V170H182ZM199 171V170H198ZM203 171V170H202ZM207 171V170H206ZM216 171V170H215ZM215 171H214V173H215ZM50 172V171H49ZM91 172V171H90ZM133 172V171H132ZM156 172V171H155ZM164 172V171H163ZM168 172V171H167ZM180 172V171H179ZM211 172V171H210ZM224 172V171H223ZM19 173V172H18ZM54 173V172H53ZM57 173H59V172H57ZM64 173V172H63ZM69 173V172H68ZM85 173V172H84ZM92 173V172H91ZM90 173V174H91ZM96 173V172H95ZM115 173V172H114ZM3 174V173H2ZM1 174V175H2ZM10 174V173H9ZM55 174V173H54ZM89 174V173H88ZM116 174V173H115ZM172 174H174V173H172ZM189 174V173H188ZM217 174V173H216ZM226 174V173H225ZM93 175V174H92ZM117 175V174H116ZM191 175V174H190ZM194 175V174H193ZM215 175V174H214ZM245 175V174H244ZM243 175V176H244ZM16 176V175H15ZM57 176V175H56ZM94 176V175H93ZM115 176V175H114ZM154 176H156V175H154ZM183 176V174L181 175V177ZM198 176H200V175H198ZM216 176H218V175H216ZM225 176V175H224ZM58 177H60V176H58ZM89 177V176H88ZM92 177V176H91ZM103 177H104V175H103ZM111 177H112V175H111ZM118 177V176H117ZM138 177V176H137ZM157 177V176H156ZM160 177H162V176H160ZM193 177V176H192ZM202 177H204V176H202ZM220 177V176H219ZM42 178V177H41ZM46 178V177H45ZM61 178V177H60ZM65 178H66V181L67 182H69L70 184H73V183H75L78 179L80 180V181H82V182H85V179L82 177V176H80L79 174H77V173H75V172H70L69 174H67L66 176H65ZM86 178V177H85ZM94 178V177H93ZM92 178V179H93ZM96 178V177H95ZM101 178V177H100ZM167 178V177H166ZM172 178V177H171ZM194 178V177H193ZM226 178V177H225ZM261 178V177H260ZM2 179H3V177H2ZM10 179V178H9ZM50 179V178H49ZM106 179V178H105ZM109 179V178H108ZM108 179H106V180H108ZM116 179V178H115ZM117 179H119V178H117ZM190 179V178H189ZM44 180V179H43ZM43 180L41 181V182H43ZM177 180H179V179H177ZM185 180V179H184ZM196 180V179H195ZM210 180V179H209ZM212 180V179H211ZM45 181V180H44ZM63 181V180H62ZM65 181V180H64ZM63 181V182H64ZM110 181V180H109ZM115 181V180H114ZM140 181V180H139ZM58 182V181H57ZM78 182V181H77ZM100 182V181H99ZM112 182V181H111ZM146 182V181H145ZM148 182V181H147ZM158 182V181H157ZM176 182V181H175ZM182 182V181H181ZM180 182V183H181ZM212 182V181H211ZM214 182V181H213ZM3 183V182H2ZM48 183V182H47ZM69 183H62V182H58V184L57 185H55V186H57V189L58 190H62V189H66L67 191H66V193H69V196L72 198V200L74 199V201L75 200H81V201H85V202H88V203H91L92 201L94 202V199H96L97 197H100L99 196V194H100V190L101 189H99L98 187H96V185H94L93 183H90V182H88L89 184H85V183H83L84 184V188H83V186H82V188L83 189H72V188H68V185L67 184H69ZM104 183V182H103ZM129 183V182H128ZM185 183V182H184ZM192 183V182H191ZM194 183V182H193ZM205 183H207V181L205 182ZM51 184H52V182H51ZM54 184H56V183H54ZM77 184V183H76ZM114 184V183H113ZM209 184V183H208ZM39 185H40V183H39ZM38 185V186H39ZM98 185V184H97ZM196 185V184H195ZM12 186V185H11ZM45 186H50V185H45ZM52 186V185H51ZM81 186V185H80ZM127 186V185H126ZM140 186V185H139ZM160 186H161V184H160ZM187 186V185H186ZM208 186V185H207ZM230 186V185H229ZM15 187V186H14ZM27 187V186H26ZM121 187V186H120ZM133 187V186H132ZM183 187V186H182ZM206 187V186H205ZM213 187V186H212ZM260 187V186H259ZM1 188V187H0ZM35 188V187H34ZM43 188V187H42ZM52 188V187H51ZM113 188V187H112ZM116 188H118V187H116ZM154 188V187H153ZM186 188V187H185ZM211 188V187H210ZM209 188V189H210ZM37 189V188H36ZM56 189V190H57ZM161 189V188H160ZM190 189V188H189ZM213 189V188H212ZM228 189V188H227ZM258 189V188H257ZM135 190V189H134ZM163 190V189H162ZM176 190V189H175ZM65 191V190H64ZM164 191V190H163ZM162 191V192H163ZM202 191V190H201ZM210 191V190H209ZM50 192V191H49ZM61 192V191H60ZM111 193V195L114 197L113 198V200H114V203H113V206H111V207H109V208H107V206H106V208H105V205H99V207H97L98 205H96L95 206V204L93 205V204H89L90 206H94L95 208H97L98 210V212L96 213L97 215L96 216H94L93 217V214H92V216H91V214L90 213H87V217H88V219L89 220H92V227H90L88 230H86L85 231V236L87 237V238H89V239H92L95 243H98V241H100L101 239H103V238H111V236L109 235V236H106V233H105V227H104V223L106 222V220H108V216L109 215H111L112 213H114V211H116V209H117V207L118 206H120V195H119V192L115 189H112L111 191H110ZM133 192V191H132ZM137 192V191H136ZM147 192V191H146ZM244 192V191H243ZM25 193V192H24ZM47 193V192H46ZM53 193V192H52ZM55 193V192H54ZM121 193V192H120ZM124 193V192H123ZM138 193V192H137ZM164 193V192H163ZM172 193V192H171ZM186 193V192H185ZM184 193V194H185ZM188 193V192H187ZM194 193V192H193ZM196 193V192H195ZM198 193V192H197ZM209 193V192H208ZM4 194V193H3ZM20 194V193H19ZM56 194V193H55ZM61 194H62V192H61ZM147 194V193H146ZM165 194V193H164ZM199 194V193H198ZM211 194V193H210ZM41 195V194H40ZM47 195V194H46ZM50 195V194H49ZM65 195H67V194H65ZM101 195V194H100ZM136 195V194H135ZM145 195V194H144ZM151 195V194H150ZM174 195V194H173ZM181 195V194H180ZM186 195V194H185ZM194 195V194H193ZM196 195V194H195ZM215 195V194H214ZM213 195V196H214ZM61 196V195H60ZM102 196V195H101ZM208 196V195H207ZM43 197H44V195H43ZM42 197V198H43ZM62 197V196H61ZM65 197V196H64ZM127 197V196H126ZM132 197H134V196H132ZM168 197V196H167ZM179 197V196H178ZM182 197H184V196H182ZM191 197V196H190ZM260 197V196H259ZM41 198V199H42ZM57 198V197H56ZM69 198V197H68ZM68 198H66V199H68ZM71 198H69V199H71ZM122 198V197H121ZM137 198V197H136ZM150 198V197H149ZM187 198V197H186ZM193 198V197H192ZM196 198V197H195ZM208 198V197H207ZM264 198V197H263ZM52 199V198H51ZM55 199V198H54ZM64 199V198H63ZM143 199V198H142ZM191 199V198H190ZM194 199V198H193ZM200 199V198H199ZM215 199V198H214ZM261 199H262V197H261ZM102 200V199H101ZM106 200V199H105ZM151 200V199H150ZM201 201H202V199H200ZM259 200V199H258ZM33 201V200H32ZM42 201V200H41ZM66 201H68V200H66ZM103 201V200H102ZM181 201V200H180ZM192 201V200H191ZM206 201V200H205ZM204 201V202H205ZM213 201V200H212ZM92 202V203H93ZM188 202H190V201H188ZM194 202V201H193ZM208 202V201H207ZM216 202V201H215ZM249 202V201H248ZM31 203V202H30ZM65 203V202H64ZM70 203V202H69ZM100 203V202H99ZM110 203V202H109ZM133 203V202H132ZM138 203V202H137ZM218 203V202H217ZM256 203V202H255ZM262 203V202H261ZM71 205H72V203H70ZM160 204V203H159ZM163 204H164V202H163ZM202 204V203H201ZM221 204V203H220ZM56 205V204H55ZM61 205V204H60ZM77 205H78V203H77ZM84 205V204H83ZM88 205V204H87ZM86 205V206H87ZM144 205V204H143ZM197 205V204H196ZM62 206V205H61ZM124 206H126V205H124ZM256 206V205H255ZM32 207V206H31ZM49 207V206H48ZM47 207V208H48ZM57 207V206H56ZM75 207V206H74ZM79 207V206H78ZM146 207V206H145ZM155 207V206H154ZM214 207H216V206H214ZM55 208V207H54ZM159 208V207H158ZM185 208H187V207H185ZM237 208V207H236ZM27 208L26 207H21V206H17V205H14V206H11L10 208H9V210H8V212L6 213V214H4L3 215V217L1 218V220H0V233H1V227H2V225H5V226H13V225H18L19 224V222H21V221H24V220H28V221H30L29 219H30V214L27 212V210H26ZM50 209V208H49ZM57 209H58V207H57ZM78 209V208H77ZM94 209V208H93ZM241 209V208H240ZM51 210V209H50ZM63 210V209H62ZM64 210H65V207H64ZM63 210V211H64ZM136 210V209H135ZM134 210V211H135ZM187 210H188V208H187ZM193 210V209H192ZM192 210H190V211H192ZM201 210V209H200ZM211 210V209H210ZM216 210V209H215ZM73 211V210H72ZM84 211V210H83ZM95 211V210H94ZM139 211V210H138ZM156 211V210H155ZM169 211V210H168ZM171 211V210H170ZM220 211V210H219ZM46 212V211H45ZM51 212H53V211H51ZM50 211H49V213L50 214H52ZM56 212V211H55ZM60 212V211H59ZM123 212V211H122ZM125 212V211H124ZM130 212V211H129ZM154 212V211H153ZM258 212V211H257ZM48 213V212H47ZM61 213V212H60ZM119 213V212H118ZM118 213H116V215L118 214ZM128 213V212H127ZM131 213V212H130ZM139 213V212H138ZM169 213H171V212H169ZM169 213H168V215H169ZM190 213V212H189ZM196 213V212H195ZM50 214H46V215H44L45 217H47V219H50V217H51V215ZM53 214H55V213H53ZM63 214V213H62ZM65 214V213H64ZM71 214V213H70ZM143 214V213H142ZM141 214V215H142ZM259 214V213H258ZM67 215V214H66ZM79 215H82V214H79ZM95 215V214H94ZM126 215V214H125ZM139 215V214H138ZM157 215H159V214H157ZM213 215V214H212ZM71 216V215H70ZM86 216V215H85ZM114 216V215H113ZM170 216V215H169ZM196 216V215H195ZM200 216V215H199ZM211 216V215H210ZM56 217H57V215H56ZM67 217H69L68 215H67ZM149 217V216H148ZM155 217V216H154ZM162 217V216H161ZM261 217V216H260ZM84 218V217H83ZM141 218V217H140ZM151 218V217H150ZM195 218V217H194ZM54 219V218H53ZM52 219V220H53ZM57 219V218H56ZM55 219V220H56ZM67 219V218H66ZM162 219V218H161ZM181 219V218H180ZM260 219V218H259ZM76 220V219H75ZM86 220V219H85ZM115 220V219H114ZM129 220V219H128ZM163 220V219H162ZM171 220V219H170ZM203 220V219H202ZM57 221H59V218H58V220ZM65 221V220H64ZM71 221V220H70ZM115 221H117V220H115ZM127 221V220H126ZM165 221V220H164ZM250 221V220H249ZM48 222V221H47ZM61 222V221H60ZM87 222V221H86ZM109 222V221H108ZM153 222V221H152ZM151 222V223H152ZM155 223H156V221H154ZM170 222V221H169ZM168 222V223H169ZM173 222H174V220H173ZM54 223V222H53ZM110 223V222H109ZM112 223V222H111ZM164 223H166V222H164ZM163 223V224H164ZM175 223V222H174ZM247 223V222H246ZM262 223V222H261ZM49 224H50V222H49ZM59 224V223H58ZM77 224H78V222H77ZM81 224V223H80ZM118 224V223H117ZM160 224V223H159ZM167 224V223H166ZM203 224V223H202ZM53 225V224H52ZM110 225V224H109ZM155 225V224H154ZM161 225V224H160ZM170 225V224H169ZM244 225V224H243ZM251 225V224H250ZM55 226V225H54ZM58 226V225H57ZM162 226V225H161ZM198 226H199V224H198ZM252 226V225H251ZM257 226V225H256ZM30 227V226H29ZM56 227V226H55ZM116 227V226H115ZM128 227V226H127ZM137 227V226H136ZM168 227V226H167ZM110 228V227H109ZM156 228V227H155ZM189 228V227H188ZM238 228V227H237ZM255 228V227H254ZM68 229H69V225H67V224H62V225H59L58 226V229H54V230H51V229H48V228H44V229H41V230H37V229H33V228H29V229H27V233H31L32 235H33V237L34 238H37L36 240V242L34 243L35 244V246L34 247H28V248H22V249H25V250H20L19 248H17L16 246H8V247H2V248H0V264H20V263H24L25 261L27 262V264L29 263L28 262V260H30V257L32 258L33 256H35V257H41V256H43L44 254H45V252L47 251V249H48V247L49 246H51V245H53L54 243H55V241L59 238V237H61L62 235H65L66 233L65 232H67L68 231ZM81 229V228H80ZM84 229V228H83ZM114 229V228H113ZM132 229V228H131ZM190 229V228H189ZM9 230V229H8ZM72 230H73V228H72ZM76 231V230H75ZM129 231H130V228H129ZM177 231V230H176ZM181 231H182V229H181ZM197 231H199V230H197ZM243 231H244V229H243ZM7 232V231H6ZM124 232V231H123ZM251 232V231H250ZM65 233V234H64ZM119 233V232H118ZM140 233H142V232H140ZM151 233V232H150ZM192 233V232H191ZM234 233V232H233ZM260 233V232H259ZM71 234V233H70ZM74 234V233H73ZM78 234V233H77ZM131 234H132V232H131ZM251 234V233H250ZM142 235V234H141ZM144 235V234H143ZM167 235V234H166ZM177 235V234H176ZM209 234H207V236H208ZM233 235V234H232ZM18 236V235H17ZM75 236V235H74ZM77 236V235H76ZM79 236V235H78ZM134 236V235H133ZM132 236V237H133ZM165 236V235H164ZM168 236V235H167ZM173 236V235H172ZM192 236H193V234H192ZM235 236H236V234H235ZM257 236H259V235H257ZM24 237V236H23ZM71 237V236H70ZM116 237V236H115ZM118 237V236H117ZM153 238L155 237V236H152ZM159 237V236H158ZM169 237V236H168ZM175 237V236H174ZM63 238V237H62ZM76 238V237H75ZM127 238V237H126ZM171 238V237H170ZM247 238V237H246ZM146 239V238H145ZM167 239V238H166ZM245 239V238H244ZM258 239H260V238H258ZM33 240V239H32ZM62 240H65V239H62ZM80 240V239H79ZM155 240H156V238H155ZM171 240V239H170ZM174 240V239H173ZM102 241V240H101ZM157 241V240H156ZM160 241V240H159ZM169 241V240H168ZM183 241V240H182ZM189 241V240H188ZM187 241V242H188ZM232 241V240H231ZM248 241V240H247ZM30 242V241H29ZM117 242V241H116ZM139 242V241H138ZM138 242H137V244H138ZM148 242V241H147ZM75 243V242H74ZM91 243V242H90ZM149 243V242H148ZM189 243V242H188ZM199 243V242H198ZM261 243V242H260ZM58 244H59V242H58ZM65 244V243H64ZM135 244V243H134ZM160 244V243H159ZM235 244V243H234ZM239 244H241V243H239ZM257 244V243H256ZM20 245V244H19ZM112 245H113V243H112ZM111 245V246H112ZM122 245V244H121ZM133 245V244H132ZM140 245V244H139ZM149 245H151V244H149ZM160 245H162V244H160ZM195 245V244H194ZM233 245V244H232ZM58 246V245H57ZM115 246V245H114ZM148 246V245H147ZM172 246V245H171ZM176 246V245H175ZM19 247H21V245L19 246ZM174 247V246H173ZM182 247V246H181ZM239 247V246H238ZM237 247V248H238ZM58 248V247H57ZM63 248V247H62ZM113 248V247H112ZM134 248V247H133ZM154 247H152V249H153ZM56 249V248H55ZM59 249V248H58ZM64 249V248H63ZM164 249V248H163ZM239 249V248H238ZM237 249V250H238ZM248 249V248H247ZM250 249H252V248H250ZM250 249H248V250H250ZM61 250V249H60ZM60 250H59V252H60ZM131 250V249H130ZM53 251V250H52ZM51 251V252H52ZM55 251V250H54ZM64 251V250H63ZM72 251V250H71ZM95 251H96V249H95ZM111 251V250H110ZM114 251V250H113ZM171 251V250H170ZM65 252V251H64ZM143 252H145V251H143ZM158 252V251H157ZM174 252V251H173ZM176 252V251H175ZM226 252V251H225ZM53 253V252H52ZM105 253V252H104ZM114 253V252H113ZM112 253V254H113ZM152 253V252H151ZM227 253V252H226ZM236 253H237V251H236ZM235 253V254H236ZM63 254V253H62ZM61 254V255H62ZM132 254V253H131ZM150 254V253H149ZM187 253L185 252V255H186ZM225 254V253H224ZM231 254V253H230ZM256 254V253H255ZM47 255V254H46ZM115 256L117 255V254H114ZM143 255V254H142ZM153 255V254H152ZM192 255V254H191ZM245 255H247L246 253H245ZM252 255V254H251ZM11 256V257H10ZM59 256V255H58ZM94 256V255H93ZM113 256V255H112ZM119 256V255H118ZM144 256V255H143ZM179 256V255H178ZM177 256V257H178ZM6 257H8V258H6ZM213 257V256H212ZM233 257V256H232ZM243 257V256H242ZM12 258V259H11ZM49 258V257H48ZM105 258V257H104ZM163 258H165V257H163ZM180 258V257H179ZM187 258V257H186ZM192 258V257H191ZM60 259H61V257H60ZM75 259V258H74ZM98 259V258H97ZM130 259H132L131 257H130ZM144 259V258H143ZM183 259V258H182ZM204 259V258H203ZM206 259H207V257H206ZM223 259V258H222ZM228 259V258H227ZM53 260H55V259H53ZM57 260V259H56ZM71 260H73V259H71ZM76 260V259H75ZM160 260V259H159ZM174 260V259H173ZM201 260V259H200ZM221 260V259H220ZM60 261H62V260H59V262ZM74 261V260H73ZM93 261H95V260H93ZM224 261V260H223ZM52 262V261H51ZM58 262V261H57ZM63 262V261H62ZM61 262V263H62ZM72 262V261H71ZM183 262V261H182ZM186 262V261H185ZM215 262H216V260H215ZM55 263V262H54ZM96 263H97V261H96ZM129 263V262H128ZM154 263V262H153ZM157 263V262H156ZM163 263V262H162ZM180 264H181V262H179ZM218 263V262H217ZM43 264V263H42ZM71 264H73V263H71ZM208 264V263H207ZM222 264V263H221Z\"/></svg>",
  "mask_w": 264,
  "mask_h": 264
}]
</instances>
